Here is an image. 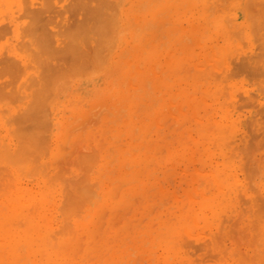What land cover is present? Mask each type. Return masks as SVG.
I'll return each mask as SVG.
<instances>
[{"label":"rangeland","instance_id":"rangeland-1","mask_svg":"<svg viewBox=\"0 0 264 264\" xmlns=\"http://www.w3.org/2000/svg\"><path fill=\"white\" fill-rule=\"evenodd\" d=\"M57 1L56 0H51V2L49 1V3H52V5H53L51 8L54 10V12L57 10V12H55V14H54L53 10L50 7L49 8L51 10L49 8H46V9H49L48 12L43 11L44 10L43 4L45 2H43L42 0H27L25 2L26 4L23 2L24 5H23L21 0H0V25L3 26V27H1L2 29L6 25L5 30H2L0 28L1 29L0 30V33H1L0 37H2V35L4 34L3 37L0 39V59L3 60L1 62V64L2 65L4 64L2 67L0 66V74H2V77H0V86L2 87L4 85V83L5 84L9 83L8 86H6L7 84L4 85V87H3L4 89H2V90H4V92H6L8 94H10L9 93L10 91H11V93L13 91V94L14 93L17 94V96H15V94L14 95L12 94V97L10 94L7 97L8 94L5 93L6 94V96H4L5 98H3V97L0 98V101H1L0 102V105H1L0 106V143L2 142L1 144H3L4 137H6L4 140V145L7 144L9 147V148L7 146L4 147V148L7 147V149H9L8 150L9 152L7 151V149L5 150L3 147H2L3 149H1V147H0L1 152H3L2 150L5 151V153H3V154H1V152H0V156H1L0 160H2V161H0V167H1L0 173L5 175V176L0 175L1 176L0 185L4 187L3 188L0 186V190L2 188H3L2 189L3 191L9 189V191H6V192L4 191L6 193V195H4V192H3V194L1 193L2 190L0 191V193H1V195H0V201L1 202L0 203L5 204V206L8 208V206H9L8 205V200H9L8 198L11 197V191H12V193L14 191H16V192H14L15 193L14 195H15V197L17 196V198L19 200L22 197H23L22 198L23 200L24 199H30L29 201L27 200L25 202L21 201L22 200L21 199L18 202L19 204L21 202V205H20L21 207H19V205H18L17 209L21 210L23 213L20 211V214H19V211L16 210L15 213H17V215H21V213H22V215L23 214L27 215L28 210H29V209L27 210V208L30 207V206L29 207L27 206V203L31 204L33 199H35L33 202L37 203L38 207L36 206L37 208H35L33 210L37 209L36 211L38 212V214L42 213L41 215H39V216H41L40 218H43L45 215V217L41 220L44 221L45 225H48L47 228L50 231H52L55 228V230L58 229L56 231V233L63 232V231H59V229L61 228L60 230L64 229V232H65V228L67 229L66 231H70L68 229H70L71 227L76 228V230H78V231H81V228L83 230H87V229H89L91 231L94 230L93 231L94 232L93 234H95L94 237L97 236L98 234H99V236H97L94 239L95 245H94V251L93 252L95 254L92 252V256H93V254H94V256H93V258L89 259L90 261L88 260L87 264H91V263L93 264L94 263L93 260H95V263L98 264L97 263L98 259H99L98 260L99 264H106V263L107 264H126V263L127 264H147V263L148 264H156V263L157 264H162V263L165 264L166 260H167L168 264H181L180 258H182L186 264H195V263L201 264V262L203 264H236V263H238V261H236L237 260L236 257L240 258L239 256H241L240 259L243 258L242 260L239 261V263L241 262V264H246L247 261H249L250 264H260V263L264 264V259L261 257V256L264 257V233H263L264 232V221L262 222V220L260 219L261 220V222H260V221L255 219L256 221L252 225L253 228L256 227L255 229H253L252 226L250 225L252 222L249 223L250 222L249 219H251L253 217V214H252V217L250 215L253 212L254 208L257 210L256 212H259V214L257 213L256 216L260 217L263 215L262 217H260L262 219L264 217V214H263L264 208L261 207L264 205L263 204V202H264V190H263L264 189V129L262 130L260 128V126L264 128V124H263L264 123L263 122L264 121V119H263L264 118V114H263L264 111L262 113H260L261 112L260 110L262 108L264 110V104H263L264 103V99H263L264 98V95H263L264 94V89H263L264 86H263V88H261V86L260 87L257 86V85H264V78H263L264 77V70L261 67V65L262 66L264 65V63L262 61V59H264V54H263V51L260 47V46H262L261 44L264 42V38L263 37L261 38L258 36L259 39L261 38L259 40L256 37V35H254V34H257V32L252 33V31H251L252 28H251V24H250L249 20H251V18H252V21H253L254 18H253V13L252 12L250 13L249 11L253 10V6L250 8L249 5H246L243 0H108L109 2H107V0H105V2H103V0H94V1L93 0H90V1L89 0H75V1L74 0H70V1L69 0H62V1L59 0V2H57ZM98 1H99V3H98ZM116 2H117V4L118 3L119 4L117 5ZM56 3H58V4H56ZM86 3L88 5H86ZM105 3H107L108 5L107 4L105 5ZM227 3H229V4H227ZM73 4H75L76 7H75V5L73 6ZM109 4L111 6H109ZM26 5L28 6V11L31 10L32 7L34 8L31 10V12H33V10H34L35 14L34 13L32 14L29 11L32 14V16H31L32 18L36 17L38 19V17H37L38 14L43 11L42 13L48 18L47 20L50 21V23L48 24V21L46 20L47 24L45 22L40 24L42 21H45L44 18L46 19V17L43 16L42 13L40 15L41 17L39 16V20L36 19L37 22L36 21L33 22L34 21L33 19H32V21L29 20L28 15H31V14L27 13L26 12L27 10L24 11V9H23V7H27ZM46 5H48V4H46ZM244 5H246V6H244ZM54 6L56 8H53ZM65 6L68 9H65ZM69 6H72V7L69 8ZM82 6H84V7H82ZM102 6H104V7H102ZM106 6L107 7L109 6V7L106 9ZM207 6L210 8L209 11L207 9ZM74 7H75V9H74ZM111 7L113 8V10L115 9L114 12H113V10H110V9H112ZM238 7L240 8V10L238 9ZM37 8H38V10H40L42 8V10H40V11L36 10L35 11V9H37ZM249 8H250V10H249ZM25 9H27V8H25ZM229 9H231V10H229ZM245 10L246 11L249 10V11L246 12ZM68 11L69 12L71 11V12L69 13ZM110 11L115 13V15L114 16L109 15ZM61 12L62 13L64 12V13L62 14ZM102 12H104V13H102ZM47 13H48V15H47ZM57 13H60V14H57ZM248 13H249V15L251 14L252 17L247 15L250 17L247 20L246 19L247 17L245 18V14H248ZM20 14L23 17L19 18L18 16ZM72 14H74V15L72 16ZM101 14H103V15H101ZM33 15H34V17H33ZM51 15L52 16L55 15L56 17H54V16L51 17ZM66 15H67V17H66ZM105 15H106V17H105ZM42 16L44 17L43 19H42ZM132 16H133V20L131 19ZM59 17H60V20H59ZM109 17H111L113 20L111 19V21H109V19H110ZM63 18H65V19H63ZM104 18L105 19L109 18V19L105 20ZM41 19H42V21H41ZM90 20L92 21L91 23L89 22ZM51 21H53L54 23ZM102 21H104V23L108 22L107 25H105L106 23L105 24L101 23ZM112 21H115V23H116V27H114L115 25L112 27V29L113 28L115 29V30L114 29L112 30V31H114L113 33H115V36H114V38L111 37L112 38L111 40L114 41V43L112 42L111 46L106 47L105 45H103L105 43L103 40H104V38H106L105 35L106 36L108 35V37H107L108 41H106V40L105 41L109 42V39H110L109 36L113 34L111 32V30L108 31V29H110L111 26L113 24H115V23H113L111 25ZM134 21H136V22H134ZM247 21L249 23H247ZM60 22L63 24H61ZM80 22H82V23H80ZM147 22L149 23V25ZM37 23L40 25H43V26L46 25V27H45L46 29L42 26H41L42 28H38V27H40V25L37 26ZM55 23H56V25H55ZM77 23H78V25H77ZM243 23H245V24H243ZM253 24H257L256 21ZM249 25H250V27H249ZM26 26L28 29L26 28ZM58 26L59 27L61 26V27L59 29H57ZM89 26L93 30L92 29L90 30ZM75 27H77V28H75ZM248 27L251 28V30H250L251 32L249 31ZM31 29L34 30L35 34H33V31ZM39 29H41V30H39ZM42 29L45 31V33L47 32L46 36H45V34H42L43 36L46 37V38L44 37L45 41L43 40L45 42V45H41L44 43L42 42V40H39V38H38V40H39L38 43L41 45V47L42 46L44 47L46 45H47L46 46L47 48L50 46L54 47L59 52H54V49L52 50L51 47H50L51 49L48 48L49 50H51L50 52H49V50H47L46 47L44 48V50L46 49L44 51V53L40 52V48L36 42V36L39 35L38 33H43ZM47 29L52 33L54 32V34L52 35L50 32L47 31ZM71 29H72V31L70 32ZM82 29H83V31H82ZM36 30L38 31V33L36 32ZM59 30H60V33H59ZM106 30L109 33L106 34V32H105ZM204 30H206V31H204ZM257 30H255V31H257ZM66 31H68V32H66ZM88 31H89V34H88ZM91 32L92 33L95 32L96 35H98V36H96L95 34H92ZM36 33H37V35H36ZM48 33L50 35H48ZM56 33H58V34H56ZM66 33H69V34L67 35ZM73 33H75V34H73ZM101 33H102V35H104V37L101 36ZM110 33H112V34H110ZM61 34H63V37ZM42 35L40 37H42ZM51 35H52V37H49ZM237 35H238L239 40L237 39ZM67 36H70V37L67 38ZM252 36L254 37V39ZM86 37H87V39L84 40V42H86V43H84L83 39H85ZM102 37H103V40H102L103 42L97 41L99 38L101 40ZM50 38L53 41H51ZM255 38H257L258 40ZM46 39L47 40L49 39L50 41L49 40L47 41ZM94 39H95V41H94ZM61 40H62L63 44L66 42L67 43L69 42L68 43L69 45L66 43L63 46V44H61V42H60ZM71 40H72V42H71ZM237 40H238V42H237ZM255 40L257 42H255ZM25 42H27L28 44ZM47 42L50 43L49 44L50 46H48ZM73 42H74V44H73ZM87 42L90 45H87ZM98 42H99V44H98ZM58 43H59V47L57 45ZM77 43H78V46L80 48L82 47L81 49H83V50H80V48H77L78 47ZM93 43H94V45H95V43H97V45L99 46L100 49H102V45L105 46L106 51L104 49H102L101 51H104V52H97V50H100V49L98 48L97 45H95V46L98 49L96 47H93L94 46ZM256 43H258V44H256ZM71 44H72V47H71ZM240 44L241 45L246 44V47L243 45L241 46ZM26 45H28V46H26ZM73 45H75V46H73ZM100 45H101V47H100ZM56 46H57V48H56ZM66 46H67V48H66ZM70 47H71V49H70ZM92 47L94 48L93 50H95L94 52H97L98 55L102 56V58L104 57L103 59L100 57L102 60L97 61L95 59L96 56L93 58L95 53L92 51ZM59 48H62V49L58 50ZM75 48L77 50H75ZM108 48H110V49L108 50ZM42 49L43 48H41V51H42ZM86 49H88V50L90 49V50L87 51ZM255 49H258L259 51L255 50ZM176 50H178V52ZM205 50L206 51L208 50V51L206 52ZM73 51H75V52H73ZM83 51L85 52V54L88 52V54H87L88 57H86L87 59L84 58L85 54H83L84 53ZM257 51H258V53H257ZM48 52H49V54H48ZM51 52H53V53H51ZM40 53H42V54H40ZM56 53L58 56L56 55ZM64 53H66V54L64 55ZM92 53H94V54L92 55ZM137 53H139V55H137ZM252 53H254V55ZM54 54L57 57L54 56ZM242 54H243V56H242ZM47 55L51 56V57H47ZM76 55H79V56H76ZM249 55H252L253 57L250 56L252 58L248 59V58H250ZM52 56H54L56 58H54V57L52 58ZM196 56H198V57L196 58ZM260 56H262V57H260ZM4 57L5 58L9 57L8 60H10V57H11V59L13 58L15 60L14 63L16 62V65L13 66L14 68L13 67L8 68L9 66H7L8 69H12V70H9L7 73H9L10 71H11V73L14 72L16 77L12 76L10 73L9 74L13 78L18 77L17 79H13V78L11 79L10 78L11 76L6 73V70H8V69L6 68V70H4L5 66H6L5 63H3ZM36 57H38L40 59L41 63H43V61L45 60L43 63L45 65L43 67L41 66L42 64H40V62L38 60H36V61L39 62V65L41 67L38 65V62H35ZM74 57L78 61L75 60ZM77 57H82V59L84 58L87 61L89 59L88 63L92 61L91 66H90L92 68L89 67L90 63L88 64L87 61L84 62L85 60L83 61L82 59H81V63L83 62L84 64L83 65L79 64L80 58L78 59ZM203 57H205V58H203ZM254 57L255 58L258 57L257 58L258 61L260 58H262L260 61L263 64L258 65L260 63L258 61L257 62L254 61L255 60ZM42 58H44V60ZM49 58H50V60H49ZM96 58L98 59L99 57H96ZM253 58H254V60H253ZM64 59H66V60L64 61ZM69 59L72 61H70ZM8 60L5 59V61H7V62H8ZM68 60L70 63H68ZM94 60L97 61V63L100 62L99 65H101V67H99V65L97 66V63ZM11 61H13V60H11ZM184 61H185V63H184ZM193 61H195V62H193ZM45 62H47L48 64L46 65ZM56 62L58 65L56 64ZM189 62L192 65H190ZM246 62H248V63H246ZM253 62H255L254 65L252 64ZM17 63H18V65H17ZM72 63H77V66H75V64L72 66ZM85 63L88 65L86 68H85V66H86ZM183 63H184V65H183ZM249 63L252 65H248V67H247V64H249ZM8 64L13 65V62H12V64L11 63H8ZM49 64H51L50 65V67L52 66L51 68L48 67ZM65 64H67V65H65ZM69 64H70V66H69ZM64 65H65V67H64ZM78 65L79 66L81 65L82 67L84 65L85 66L82 69V68H80L81 66L79 67ZM130 65H131V67H130ZM38 66L41 69L44 67L46 69L47 68H50V69H47V71H46V69L44 68L43 70L45 72L42 71L41 72L42 75L39 77V75H40L39 72L41 69ZM182 66L184 69L181 70ZM259 66L261 67L262 71H260L261 69ZM77 67L81 71L83 70V72L87 71L88 67L91 70L89 73L87 72V74L86 73L84 74L82 72L83 73V75H82V73L79 74L81 71L79 69L77 70ZM150 67L152 68V70ZM251 67L253 69H255L254 72L252 71ZM17 68H18V70L21 68L20 73H19V71H17ZM93 68H95V70ZM185 68H186V70H185ZM229 68H230V71L228 74L227 72H228ZM13 69H15V70H13ZM51 69H53V70H51ZM60 69L61 70L64 69V70H62V72L60 73ZM135 69L138 73H135ZM240 69H242V70H240ZM257 69H259V70H257ZM73 70H75V71H73ZM76 70L78 71V73H76ZM174 70H175V72H174ZM21 71H23V73ZM48 71H49V73L45 76L44 74L47 73ZM68 71H69V74L71 73L72 77H71V75L66 74ZM70 71H72V72H70ZM189 71H191V72H189ZM256 71H258V72L260 71L259 72L260 74ZM55 72H57V73H55ZM211 72L214 75H212ZM261 72H263L262 73L263 75L261 74ZM58 73H60L61 75ZM126 73H131V74H126ZM172 73H173V75H172ZM200 73L201 74L204 73L203 74L204 76L200 75ZM255 73L258 76H255L254 75ZM50 74L52 77L51 76L48 77ZM57 74H58L59 80L55 81L58 78V77L56 78ZM65 74H66V76H65ZM226 74H228L230 78ZM232 74H234V77L232 76ZM197 75H199V80L197 79L198 78ZM205 75H207L206 78H205ZM62 76L64 77V80L65 79L67 80V83H64V82H63L64 84L60 83L63 80ZM186 76H189V77H186ZM209 76H210V78H209ZM221 76H222V78H221ZM33 77H35V78L33 79ZM38 77H39V80H38ZM214 77H215L216 81H215ZM218 77H219V79H218ZM226 77H228V79H226ZM254 77H255V79L257 77H260L261 81L258 78L257 79L259 80V83L263 82V84H259V83L257 84V82H258L257 79H256L257 82L254 81V83H256V84H254V83L252 84L251 82H252V80H254ZM60 78H62V79L60 80ZM208 78H209V81H208ZM7 79H9V80H7ZM193 79H195L194 80L195 82L193 81ZM222 79L223 80L225 79V80L223 81ZM31 80L35 86H33ZM220 80H222V81L217 82ZM11 81H12V83H11ZM14 81H15V83H14ZM36 81L37 82L40 81L39 82L40 84L38 83V87L36 86L37 85ZM204 81H205V83H204ZM29 82L31 84H30V86H27L29 84ZM55 82L56 83L59 82V83L53 84ZM226 82L228 83V86H227ZM42 83L44 85H42ZM214 83H215V85H214ZM225 83H226V86L228 88L225 87ZM52 84H53V88L50 87ZM59 84L60 85L62 84L66 88H64L62 86H61L62 88L59 87L58 86ZM198 85H199V87H196ZM222 86L224 88H222ZM245 86H247V87H245ZM11 87L13 89H11ZM36 87H37V92H33L34 94L32 95L31 92L36 91V90H34V89H36ZM54 87H56V89H54ZM57 87H59L58 88V89H60L59 91L57 90ZM25 88H27V89H25ZM41 88H43L42 91H41ZM49 88H50V91H48ZM183 88H185V89H183ZM197 88L198 89L200 88V89L198 90ZM247 88H249V89H247ZM222 89H224L223 90L224 95H222L223 94L221 92ZM45 90L47 91V93L45 92ZM51 90H52V93H51ZM56 90L58 91L57 94H56ZM194 90H196V91H194ZM200 90H202L201 93H200ZM38 91H40L39 92L40 94L38 93ZM188 91H189V93H187ZM217 91L219 94L216 93ZM241 91L244 92L245 94L246 93L251 94V92L253 91V93L251 95L252 96L251 98H253V100H251L250 98H247V99H249V101H254V102L250 103L249 101L245 100L246 95L247 96H249V95L246 94L244 97L243 96L244 93L242 94ZM4 92H3V95H4ZM202 92H203V94H202ZM42 93H43V95H42ZM49 93L52 95L50 96ZM215 93L218 95H216ZM0 94H2V93L0 92ZM38 94L40 97L37 96ZM47 94H49V95H47ZM31 95L37 96L39 98V100H37L38 98H36V97H35L36 101H35L34 97H33L34 100H32ZM220 95H222V97ZM253 95H254V97H253ZM188 96H189V98H188ZM10 97L13 100H11V99L8 100ZM17 98L20 101H18ZM50 98H51V100H50ZM198 98H201V99H198ZM46 99H47V101H46ZM235 99H236V101H235ZM14 100H16V101L12 103V101H14ZM30 100L33 101L32 104H30ZM49 100H50V102H49ZM244 100L247 102V104L244 102ZM201 101H203V103H201ZM225 102H226V104H225ZM260 102H262V103H260ZM42 103H43V107H42ZM248 103L252 104V106H249ZM255 103H256V105H255ZM171 104H173V105H171ZM224 104H225V106H224ZM262 104H263V106H262ZM30 105H32V106H30ZM39 105H40V107H39ZM254 105H255V107H254ZM45 106H47V107H45ZM27 108L28 109L30 108L29 110H27V112H30L31 110H33V111H31V113H34V115L29 113L30 115L25 114V117H26V115H28L27 118H29V116H30L29 120L31 118L32 119L35 118V119H38V121H39V118H41V119L44 118V119H42V123L38 122L35 119L31 120V122L32 121L34 123L37 122V125L32 123L33 125H36V127H35V126L29 124L30 121L27 120V118L25 119V117H23L24 119L22 121H24L25 123L21 121V123H23V124L20 123L21 125L15 126V124H14L15 120L13 122V118L15 117L14 115H16L18 113L17 115H19V117H20V114H22V111L25 112V110ZM36 111L39 113V115L40 114L41 115L39 116L37 114L38 115L37 116L35 114ZM44 112H45V114H44ZM46 113L48 115H46ZM257 114L258 115L260 114L259 115L260 118H259V116H257ZM44 115H46V116H44ZM191 115H193V116H191ZM254 115H256L257 118L254 117ZM261 115H263V118ZM223 117H225V118H223ZM251 117H252V119H251ZM15 118L17 119L18 117H15ZM174 118H175V120H174ZM195 118H196V120H194ZM224 119H228L231 122H233V120H234L233 127L235 129L234 130V132H235L234 140L235 141L233 140L234 143L232 141V143H229L228 146L224 147V150L221 151V149H219L218 145L216 146L215 143L213 144V141H212L213 135L208 137V133L212 134L213 128L215 129V127L212 126L214 123H210V122L217 123V122H220ZM261 119H263V120H261ZM18 120H21V119L18 118L16 120L17 123L19 124ZM26 120H27V123H26ZM252 120H253V122L251 123L250 121H252ZM255 120H257V122L260 123V125L256 124ZM44 121H46L44 124L47 123L46 126L49 125L46 127L48 130H46V128L44 127L45 126L43 124ZM249 122H250V124H249ZM28 124L33 127V130L34 129L36 130V131H31V132H34L36 135L34 133H32V136H31L32 139H30L28 141H31V144L33 146H36L38 149L36 147L33 149L32 148L33 146L30 147L31 144H29V142L26 141L28 143V145H27L28 148L26 146H25L26 148L23 147L24 148V150H23L24 153H23V152H21L22 150L19 151V149H17L16 145H18L17 142H19V145L21 143H22V145H24L22 141L30 138V136L28 135V134L31 135V133L29 132L30 129L29 130L26 129V128H31ZM41 124L43 125V127ZM206 125H207V127H206ZM253 125H255V127ZM20 126H22V127L18 130L17 128H19ZM208 126H209V128H210V126H212L211 127L212 129L211 128H210L211 130L208 129ZM256 127H257V129L258 128L259 129L257 130ZM24 128H25V130H24ZM15 129H17L19 132L21 131V135L24 134L23 136H25V139L23 137L22 141H21V138L18 139L19 137H17V139L15 140L14 137L16 135L19 136V134H20ZM107 129H109V130H107ZM140 129H141V131H139ZM196 129H199V130H196ZM200 129H202V130H200ZM203 129H204V131H203ZM205 129L206 130L208 129V130L206 131ZM251 129H252V131H250ZM22 130H23V132H22ZM26 130H28L27 131L28 134L27 133L26 134L29 137L26 136V134L24 133V132H26ZM31 130H32V128H31ZM39 130H41V131H39ZM255 130L258 133H260L261 131L262 132H261V134H258ZM45 131H48V132H45ZM15 132L17 134H15ZM194 132H195V135H194ZM252 133L254 135L257 134V136L255 137ZM37 134H39V135H37ZM41 134L44 137H41L42 136ZM34 135H35V137H33ZM203 135L207 136L205 138L206 140L204 138H202V137H204ZM262 135H263V137H262ZM36 136L38 139H36ZM180 136H182V137H180ZM196 136H198V137H196ZM200 136H201V138H200ZM171 137H173V138H171ZM195 137H196V139H195ZM256 138H257V140H256ZM258 138L263 139V140H261L262 142L260 141V139L258 140ZM34 139H35V141H33ZM247 139L250 141V143ZM17 140H19V141H17ZM38 140H39V142H38ZM192 140H194V141H192ZM20 141H21V143H20ZM208 141H209V143H208ZM258 141H260V142H258ZM26 142H25V144H26ZM170 142L172 143L171 147H170ZM255 142H257L256 145H258V147L255 146ZM42 143L43 144L46 143L48 145V147L46 145L43 147ZM252 143L255 147L249 145V144L252 145ZM233 144L235 145L236 148L234 147ZM259 144H261V145H259ZM19 145H18V148L21 147V145L20 146ZM61 145L64 146V148H65L64 151L62 149H60ZM65 145H66L67 149H66ZM125 145H126V147H125ZM262 145H263V147H262ZM41 146H42V148H41ZM173 146H175V147H173ZM182 146H183V148H182ZM240 146H241V148H244V149L248 148V149H246L248 152L244 149L239 150V149H241ZM45 147L47 148L46 152L41 153L40 150L43 149V151H45L44 150ZM90 147H92V149L95 150V152ZM179 147L181 150L179 149ZM233 147L235 149H233ZM259 147H261V148H259ZM61 148H62V146H61ZM125 148H127L126 150L130 151L131 154L129 152L125 151ZM14 149H16V151H14ZM20 149H22V148H20ZM73 149H74V151H73ZM17 150H18V152L22 153L20 155L18 153V156H21L23 161H25V163L22 164V169L26 170V171L28 170L27 172L23 171L20 167L18 170L17 163L20 164V161H18V162L15 161L16 163L14 162L15 163L14 164L12 162L13 160H11L14 152H15L14 156L16 155ZM168 150L170 153L168 152ZM229 150H231L232 153ZM6 151L9 154L11 152V158H9V159L12 162V164H14V166L11 164L12 167L10 166V163H9L10 161H7L8 162L7 163V162H5L6 158L4 159V157H3V159H2V155H4V154L6 155ZM37 151H38V153H37ZM59 151H61V152H59ZM66 151L69 153V154L67 153L68 156L70 155L69 157H67V154H65ZM70 151H72V152H70ZM77 151H79V152L77 153ZM121 151H122V154H121ZM158 151H160V152H158ZM214 151H216V152H214ZM224 151H226V152H224ZM245 151H246V153H245ZM29 152H31L32 157L34 154L36 155V156L34 155L35 157H33V158H34V160H37V162L33 161V163L35 162V165L40 163L39 164L40 167H38L39 169H36L37 167L34 169L31 168L34 165L32 163H30V161L33 160V158L30 157ZM118 152H120V154ZM123 152H126V154H127L125 157H124L125 153H123ZM175 152H179V153H176V155H174ZM229 152L231 154H229ZM239 152H241V153H239ZM128 153L130 154V156ZM242 153H243V156L245 154L249 153L247 155L248 158L246 157V160H245V156L244 157L242 156ZM23 154L25 156L27 154H29L30 161H28L29 160L27 157L28 155L26 156L27 157L26 158L23 156ZM61 154H65L66 157H64V155H62V157H59V156H61ZM37 155H40V156H37ZM77 155L80 156V158H78ZM230 155H232V156L230 157ZM241 156L244 159L241 158ZM21 157H19V158L14 157L13 159L16 160L18 158V160H20ZM37 157H38V159H37ZM120 157H121V160H120ZM24 158H26V159L24 160ZM59 158L63 159L62 163H61V160L60 161L58 160L55 162V164L58 165L57 164V162H58L59 164L62 165L63 169L68 168L67 170L64 169L62 171L61 170L62 168L61 169L58 168V170H57L58 166L55 167V164L50 163V162H53V160H57ZM7 159H8V157H7ZM66 159L67 160L69 159L68 165H66V163H65V161H67ZM142 159H145L146 161L145 160L142 161ZM230 160L232 163L229 162ZM26 161L28 163H26ZM68 161H67V163H68ZM3 162H5V163L3 164ZM73 162L75 164H73ZM147 162H148V164H147ZM245 162H246V167H244ZM21 163H23V162L21 161ZM42 164H43V166H41ZM132 164H133V166L134 165L135 166L132 167ZM24 165H26V166L24 167ZM75 165H77V166H75ZM79 166L83 170H80ZM207 166L209 167L210 170L208 169ZM42 167H44V168L42 169ZM59 167H60V165H59ZM243 167H244V169L246 168V171H244ZM223 168H226V173L228 175H231V176H229V178L231 180L228 178V183H229L228 186H227L226 181H224V180L217 181V179L215 178L217 170L223 169ZM251 168L254 170L251 171L250 170ZM35 169H36L37 173L34 172ZM44 169H45V171H43V172L39 171V170H44ZM87 169H89V170H87ZM248 169L251 172L256 171L255 174H253V176H252L250 171H248ZM3 170H5V171H3ZM8 170H9V172H11L10 174L12 175L10 177L12 179L14 178V180L12 181L9 178L7 179V183L10 185V186L8 185L10 188L6 189V187H8V186L5 187V185H7V183L6 182L4 183V180L2 181V178L5 179V177L7 175L9 176V174H8L9 172L8 173L6 172ZM30 170H31V173L34 172V174L35 173L36 174L35 175L31 174ZM59 170H60V172H59ZM130 170H131V172H130ZM20 171H22V172H20ZM64 171H67V172H64ZM82 171H83L84 175L82 174ZM124 171H126V172H124ZM232 172L235 174H233ZM125 173H126V175H125ZM200 173H203V174H200ZM60 175H61V177H60ZM250 175L252 176V178H250L251 177ZM245 176L250 180L245 178ZM191 178H193L195 181ZM116 179H117V181L120 180V182L115 181ZM199 179H203L204 181L202 180V182H201V180H199ZM206 179H207V181H206ZM50 180H51V182H50ZM237 181H239V183ZM11 182H12V185L10 184ZM200 182L202 185L200 184L199 186H197L198 183H200ZM203 182H204V184H203ZM207 182H210L209 186L207 185L208 184ZM1 183L5 184V185H3ZM110 183H111V185H110ZM122 183H123V185H122ZM205 183H207V184H205ZM247 183H248V185L251 186L252 190H251L250 186L247 185ZM51 184H53V185H51ZM71 184H73V185H71ZM76 184H78L79 186ZM93 184H95V185H93ZM119 184H121V185H119ZM204 185H206L207 187L205 186V188H204ZM119 186H120V188H118ZM216 186H217V188H216ZM236 186H238V187H236ZM107 187H108V189H107ZM229 187H230V189H229ZM17 188H19L18 191H17ZM63 188L65 191L63 190ZM213 188H214V190H213ZM81 189H82V192L84 193V196H86L87 199H86V197L83 199V197H84V196H82L83 193L79 194L81 192L80 191ZM89 189H90V191H89ZM113 189L114 190L118 189V190H116V194L113 192L114 191ZM87 190H88V192H87ZM198 190L201 194L198 192ZM238 190H239V192H238ZM145 191H147V192H145ZM212 191H213V194H211ZM218 191H222V192L228 191L229 192V193L227 192V194H224V196H223L224 199L226 200V203H225V205L220 206L219 208H212L211 206L214 204H212V205L209 204V203H211V201L209 199L210 194L213 196ZM255 191H257L259 194V195L256 194V196H255V197H257L256 202L251 200L253 193H255ZM143 192H145V193H143ZM19 193H21V194H19ZM109 193H111L112 197L113 196H115V197L111 198ZM135 194H137V195H135ZM237 194L242 195L245 199L247 198V200L250 199L251 201L245 202L244 199L241 198V196H238L241 198V200H239L240 198L237 197ZM47 195H48L49 199H48ZM77 195H79V197ZM74 196H77L75 198H77L79 200L82 196V198H81L82 201H78L77 199L75 200ZM90 196H93V197L90 198ZM104 196H105V198H103ZM208 199H209V201H207ZM214 200H216V203L219 202L218 199L214 198ZM71 201H73V202H71ZM76 201L78 203L75 206L74 203H76ZM241 201L245 202V204L248 203L249 205L246 206V205H244V203H241ZM257 201L258 202L260 201L259 202L260 204L257 203ZM214 202L215 201H213V203ZM39 203L40 204L42 203L41 206H43L42 207L43 209H41V207L39 206ZM70 203H71V205H70ZM79 203H81L82 208L80 205L78 207ZM252 203H256V204H252ZM51 204H52V206H51ZM106 204H107V206H106ZM108 204L110 205L109 207H108ZM72 205H74L73 206L74 210H77L76 211L77 215L75 213L73 214V212H75V211H73V209L71 208ZM2 206L3 207L0 206L2 208V209H0V213L4 214V212H3L4 205H2ZM67 206H68L69 210L66 208ZM88 206L90 208H88ZM188 206H189V208H188ZM206 206L208 207V209ZM240 206H241V208H240ZM248 206H251V207H248ZM6 207H5V211H6ZM25 207H26V209H25ZM102 207H103V209H101ZM61 208L64 210H61ZM70 208H71V211H70ZM247 208H248V210H247ZM24 209H25V211L27 210L26 213H24L25 212ZM47 209H48V211H47ZM49 209L51 211H49ZM105 209L108 210L109 212L106 211ZM249 209H252L251 213H250ZM260 209H262V212ZM66 210H67V212H66ZM60 211H61V213H60ZM187 211L189 212V214ZM32 212H34V211H32ZM35 212H34V214L36 215L37 213H35ZM70 212H71V216L68 215V214H70ZM52 213H54V214H52ZM105 213H106V215L104 216ZM190 213L193 216H188V215H191ZM61 214H63V217ZM64 214H66V216ZM72 214H73V216H72ZM221 214H223L224 216L222 217ZM35 215H32V216L34 217V219H37V218H35ZM111 215H112V217H111ZM185 215H187V216H185ZM254 216H255V214H254ZM36 217H38V216H36ZM64 217H68L69 219L64 218ZM178 217L179 218L180 217H182V218L186 217V221H189L192 218H195L192 220H195L196 224L195 225L192 224L191 223L192 221H189V223L187 222L188 226L187 227L183 226V228L185 230H181V229H183L181 226V229H180L181 232L179 230L180 227L179 228L177 227L178 228L177 232L180 233V236H178V238H179L178 240L180 242V243H178V245H179L178 249H175L174 247L169 248L166 246V241L169 239L165 237V234H166L165 233V231H166L165 226H172V227L174 225L179 226L178 224L175 223L176 220H174L175 218L179 219ZM190 217H191V219H189ZM230 217H232V218H230ZM223 218L225 220H227L229 218L227 220L229 222L225 221ZM234 218H237V219H234ZM253 218H256V217H253ZM66 219H68L69 221ZM204 219L205 220L208 219L207 221H209V222L208 223H206L207 221L204 222L205 221ZM233 219L235 220V222ZM257 219H258V217H257ZM62 220L64 221V223H62ZM134 221H135V223H134ZM221 221H222V224H220ZM223 221H225V222H223ZM67 222L69 224L68 225L69 227H65V225H67L65 223H67ZM177 222L179 223V220H177ZM246 222H247V224H246ZM256 222H259V223L256 224ZM162 223H165V224L162 225ZM231 223H233L234 225L232 226ZM227 224L230 225L232 228L228 230L229 227ZM98 226L100 227L101 230L99 229ZM159 226L161 228H159ZM193 226H194V228L191 229V227H193ZM245 226H246V228H245ZM77 228H79V229H77ZM195 228L197 230V232H196L197 234L195 233V231H196ZM226 230H227L228 236L230 234L231 237L226 236ZM230 230H231V232L233 231V233H231ZM240 230H241V232H239V234L236 235V233H238L237 231H240ZM256 230H257L258 234L255 233ZM189 231H191V232H189ZM147 232H149V233H147ZM200 232L201 233L203 232L204 234H201ZM217 232L219 233V235H218L219 240L215 241L217 239L216 238L217 234H215L216 236L214 235L216 239L213 236H212L213 238H211V234L213 235L214 233H217ZM261 232L263 235L260 234ZM205 234H206V236H205ZM224 234H225V237L223 236ZM231 234L232 235L234 234V235L232 236ZM254 234H256V238L258 240H252L255 237ZM100 235H103V236L100 237ZM235 235L237 238L234 237ZM258 235H260V236H258ZM209 237H210V239H209ZM96 239H97V241H96ZM205 239H207V240H205ZM185 240L188 241V243H185L186 242ZM197 240L199 242L200 241L201 242L199 243V242H197ZM212 240H214L215 242ZM206 241L209 242L210 244L213 243V245H210ZM236 241H237V243H236ZM253 241H257L258 243L257 242L255 243ZM192 242L194 243V245ZM202 242H203V244H202ZM217 242H220L221 244L223 243L224 246H222L221 244H220L221 246L218 245ZM238 242H239V246L241 245L240 247L237 246ZM250 242H253V244ZM103 243H104V245L107 244V246L105 247L103 245ZM242 243L246 244V245H243ZM184 244H185V247L188 249H186L184 247ZM186 244H187V246H186ZM247 244H249V245L247 246ZM257 244H258V246H257ZM203 246L204 247L208 246V248L211 246L210 249H212V250L204 248L205 251H203V249H202ZM216 246H220V247H216ZM97 247H99L100 249L98 248V250H97ZM198 247H199L201 252L203 251V253H201L197 249ZM215 247L218 249L216 250ZM108 248H109V250L108 251L106 250V252H105L106 254L103 255L105 249H108ZM219 248L223 249L222 251H224V252H222ZM206 249L208 251L209 256L206 252ZM234 249H236V250H234ZM110 250H112V251H110ZM141 251H142V253H141ZM194 251H195V254L193 253ZM205 252H206V254H205ZM213 252H215V254ZM219 252H220V254H219ZM233 252H235L236 254ZM260 252H263L262 255L259 254ZM210 253L212 254V256ZM257 253L259 256L256 255ZM213 254L214 255L217 254L218 257L214 256ZM159 255H160V257H159ZM219 255H221V257ZM253 255L256 257V258L253 257L255 259L251 258ZM89 256H88V258H89ZM97 256L99 258H97ZM109 256H112V258H110ZM257 256H258V259H257ZM107 257H109V258H107ZM196 257L198 258V260ZM200 258H202V259H200ZM223 258L225 261L222 260ZM249 258H250V260H247ZM259 258H260V260H259ZM158 259H159V261H157ZM112 260H114V261H112ZM111 261H112V263H108ZM223 261H224V263H222ZM260 261H262V262H260Z\"/></svg>","mask_w":264,"mask_h":264},{"label":"bare ground","instance_id":"bare-ground-1","mask_svg":"<svg viewBox=\"0 0 264 264\" xmlns=\"http://www.w3.org/2000/svg\"><path fill=\"white\" fill-rule=\"evenodd\" d=\"M21 1H22V3H23V2L25 3L27 0H21ZM42 1L45 2V3L43 4V6H44V10H43V11H45V12L47 11V12H48V10L53 6L52 3H49V1L51 2V0H46V1H45V0H42ZM56 1H57V0H56ZM61 1H62V0H61ZM69 1H70V0H69ZM69 1H68V2H69ZM74 1H75V0H74ZM89 1H90V0H89ZM89 1H88V2H89ZM93 1H94V0H93ZM243 1H244V3H245L246 5H249L250 8L253 6V10H252V11H249L250 8H249V10H247V11L245 10L246 12H248V11H249L250 13L252 12V13H253V18H254L253 21H252V18H251V20H249V21H250V24H251V28H252V30H251V28H249V27H250V25H249V27H248V28H249V31L251 30L252 33L257 32V34H254V35H256L257 38H258V36L261 37V38H262V37L264 38V0H243ZM57 2H59V0H58ZM103 2H105V0H103ZM107 2H109V1L107 0ZM117 2H118V1H117ZM117 2H116V4H117ZM24 3H23V5H24ZM28 3H29V2H28ZM34 3H35V2H34ZM74 3H75V2H74ZM81 3H82V2H81ZM98 3H99V1H98ZM224 3H225V2H224ZM25 4H26V3H25ZM46 4H48V5H46ZM56 4H58V3H56ZM70 4H71V3H70ZM84 4H85V3H84ZM89 4H90V3H89ZM102 4H103V3H102ZM106 4H107V3H105V5H106ZM118 4H119V3H118ZM118 4H117V5H118ZM227 4H229V3H227ZM50 5H51V6H50ZM74 5H75V4H73V6H74ZM86 5H88V4L86 3ZM107 5H108V4H107ZM235 5H236V4H235ZM235 5H234V6H235ZM246 5H244V6H246ZM26 6H27V5H26ZM47 6H48V7H47ZM66 6H67V5H66ZM66 6H65V9H68ZM93 6H94V5H93ZM109 6H111V5L109 4ZM109 6H108V7H109ZM49 7H50V8H49ZM70 7H72V6H69V8H70ZM75 7H76V5H75ZM75 7H74V9H75ZM82 7H84V6H82ZM82 7H81V8H82ZM86 7H87V6H86ZM102 7H104V6H102ZM102 7H101V8H102ZM108 7L106 6V9H107ZM25 8H27V9H25ZM38 8H39V7H38ZM38 8L35 9V11L38 10ZM46 8H49V9H46ZM53 8H56V7L54 6ZM111 8H112V7H111ZM23 9H24V11L27 10L26 12L29 13V14H31V13L33 14V13H34V10H33V12H31V10L34 9L33 7H32L31 10H29L31 13L28 11V6H27V7H23ZM51 9H52V8H51ZM51 9H50V10H51ZM72 9H73V8H72ZM72 9H71V10H72ZM88 9H89V8H88ZM91 9H92V8H91ZM99 9H100V8H99ZM109 9H110V8H109ZM207 9H208V11H209L210 8L207 6ZM207 9H206V10H207ZM232 9H233V8H232ZM238 9L240 10L239 7H238ZM40 10H42V8H41ZM40 10H38V11H40ZM52 10H53V9H52ZM83 10H84V9H83ZM110 10H113V8L110 9ZM229 10H231V9H229ZM38 11H37V12H38ZM43 11H42V12H43ZM64 11H65V10H64ZM77 11H78V10H77ZM114 11H115V9L113 10V12H114ZM37 12H36V13H37ZM42 12H41V13H42ZM50 12H51V11H50ZM50 12H49V13H50ZM53 12H54V10H53ZM55 12H57V10H56ZM55 12H54V14H55ZM68 12H69V11H68ZM70 12H71V11H70ZM70 12H69V13H70ZM100 12H101V11H100ZM113 12L110 11L111 14L109 13V15H113V16H114L115 13H113ZM197 12H198V11H197ZM14 13H15V12H14ZM38 13H39V12H38ZM38 13H37V14H38ZM41 13L38 14V16H37L38 19H37L36 17H34V15H33V17H34L35 19L32 18V17H31L32 14H31V15H28V18H29V20H31V21H32V19H33V20H34L33 22H35L36 19L39 20V16L41 15ZM61 13H62V12H61ZM63 13H64V12H63ZM63 13H62V14H63ZM102 13H104V12H102ZM241 13H242V12H241ZM34 14H35V13H34ZM42 14H43V13H42ZM57 14H60V13H57ZM23 15H24V14H23ZM47 15H48V13H47ZM68 15H69V14H68ZM73 15H74V14H72V16H73ZM82 15H83V14H82ZM99 15H100V14H99ZM101 15H103V14H101ZM109 15H108V16H109ZM208 15H209V14H208ZM247 15H249V13H248V14H245V18L247 17V18H246L247 20H248L250 17H252L251 14L249 15L250 17L247 16ZM35 16H36V15H35ZM43 16H45V15L43 14ZM43 16H42V19L44 18ZM53 16L56 17L55 15H53ZM53 16L51 15V17H53ZM59 16H60V15H59ZM70 16H71V15H70ZM95 16H96V15H95ZM18 17L20 18V17H23V16H21V14H20ZM40 17H41V16H40ZM45 17H46V16H45ZM66 17H67V15H66ZM105 17H106V15H105ZM30 18H31V19H30ZM61 18H62V17H61ZM88 18H89V17H88ZM97 18H98V17H97ZM109 18H110V19H109ZM109 18H106V19H109V21H111L112 18H111V17H109ZM157 18H158V17H157ZM224 18H225V17H224ZM4 19H5V18H4ZM42 19H41V21H42ZM47 19H48L47 17H46V19L44 18L45 21H42L40 24H42L43 22H45V23L47 24V22H46ZM63 19H65V18H63ZM69 19H70V18H69ZM82 19H83V18H82ZM104 19H105V18H104ZM106 19H105V20H106ZM129 19H130V18H129ZM131 19L133 20V16H132ZM134 19H135V18H134ZM50 20H51V19H50ZM52 20H53V19H52ZM59 20H60V17H59ZM66 20H67V19H66ZM100 20H101V19H100ZM112 20H113V19H112ZM225 20H226V19H225ZM228 20H229V19H228ZM47 21H48V20H47ZM62 21H63V20H62ZM86 21H87V20H86ZM229 21H230V20H229ZM255 21H256L257 24H253V23H255ZM36 22H37V21H36ZM51 22H53V21H51ZM75 22H76V21H75ZM83 22H84V21H83ZM89 22L91 23L92 21L90 20ZM89 22H88V23H89ZM98 22H99V21H98ZM134 22H136V21H134ZM236 22H237V21H236ZM252 22H253V23H252ZM49 23H50V21H48V24H49ZM53 23H54V22H53ZM57 23H58V22H57ZM60 23H61V22H60ZM66 23H67V22H66ZM66 23H65V24H66ZM80 23H82V22H80ZM88 23H87V24H88ZM96 23H97V22H96ZM101 23H104V21H102ZM105 23H106V22H105ZM105 23H104V24H105ZM107 23H108V22H107ZM107 23H106L105 25H107ZM109 23H110V22H109ZM113 23H115V21H112L111 25H112ZM131 23H132V22H131ZM147 23H148V22H147ZM224 23H225V22H224ZM247 23H249V22L247 21ZM32 24H33V23H32ZM40 24L37 23V26H39ZM51 24H52V23H51ZM61 24H63V23H61ZM94 24H95V23H94ZM97 24H98V23H97ZM228 24H229V23H228ZM243 24H245V23H243ZM34 25H35V24H34ZM34 25H33V26H34ZM55 25H56V23H55ZM66 25H67V24H66ZM77 25H78V23H77ZM82 25H83V24H82ZM82 25H81V26H82ZM102 25H103V24H102ZM114 25H115V26H114ZM148 25H149V23H148ZM246 25H247V24H246ZM5 26H6V25H5ZM5 26H4V28L2 29L1 27H3V26L0 25V28H1L2 30H5ZM41 26L44 27V28L46 27V25H44V26H43V25H40V27H38V28H42ZM53 26H54V25H53ZM69 26H70V25H69ZM95 26H96V25H95ZM113 26L116 27V23L113 24V25L111 26V28L109 27L110 29H108V31L111 30V32L113 33V32H114V31H112V30L114 29V28L112 29ZM254 26H255V27H254ZM8 27H9V26H8ZM8 27H7V28H8ZM56 27H57V26H56ZM60 27H61V26H60ZM60 27L58 26L57 29H59ZM63 27H64V26H63ZM73 27H74V26H73ZM83 27H84V26H83ZM96 27H97V26H96ZM137 27H138V26H137ZM145 27H146V26H145ZM235 27H236V26H235ZM9 28H10V27H9ZM9 28H8V29H9ZM26 28H27V26H26ZM44 28H43V29H44ZM68 28H69V27H68ZM75 28H77V27H75ZM89 28H90V26H89ZM89 28H88V29H89ZM150 28H151V27H150ZM1 29H0V30H1ZM27 29H28V28H27ZM43 29H42V32H43V33H38V31L36 30V32H37L39 35H37V33H36L37 36L35 35V36H36V42H37V45L39 46V48H40V52H42V53H44V51L46 50V49L44 50V48L47 46V45H46V46H44V47H43V46L41 47V45H45L44 37L46 36V33H47V32L45 33V31H44ZM45 29H46V28H45ZM64 29H65V28H64ZM69 29H70V28H69ZM73 29H74V28H73ZM80 29H81V28H80ZM88 29H87V30H88ZM91 29H92V28H90V30H91ZM144 29H145V28H144ZM184 29H185V28H184ZM184 29H183V30H184ZM245 29H246V28H245ZM254 29H255V30L258 29V30L255 31ZM6 30H7V29H6ZM29 30H30V29H29ZM31 30H32V29H31ZM39 30H41V29H39ZM74 30H75V29H74ZM77 30H78V29H77ZM92 30H93V29H92ZM114 30H115V29H114ZM241 30H242V29H241ZM241 30H240V31H241ZM32 31H33V34H35V33H34V30H32ZM47 31L50 32L48 29H47ZM57 31H58V30H57ZM57 31H56V32H57ZM64 31H65V30H64ZM71 31H72V29L70 30V32H71ZM82 31H83V29H82ZM82 31H81V32H82ZM201 31H202V30H201ZM204 31H206V30H204ZM247 31H248V30H247ZM251 31H250V32H251ZM259 31H260V32H259ZM8 32H9V31H8ZM40 32H41V31H40ZM66 32H68V31H66ZM74 32H75V31H74ZM105 32H106V34L109 33V32H107V30H106ZM236 32H237V31H236ZM50 33H51L52 35L54 34V32H53V33L50 32ZM59 33H60V30H59ZM82 33H83V32H82ZM82 33H81V34H82ZM85 33H86V32H85ZM91 33H92V32H91ZM98 33H99V32H98ZM103 33H104V32H103ZM112 33H110V34H112ZM225 33H226V32H225ZM259 33H260V34H259ZM0 34H1V33H0ZM42 34H45V36H43ZM56 34H58V33H56ZM63 34H64V33H63ZM63 34H61L62 37H63ZM66 34L68 35L69 33H66ZM73 34H75V33H73ZM83 34H84V33H83ZM86 34H87V33H86ZM86 34H85V35H86ZM88 34H89V31H88ZM92 34H95V35H96L95 32L92 33ZM110 34H109V35H110ZM236 34H237V33H236ZM236 34H235V35H236ZM239 34H240V33H239ZM239 34H238V35H239ZM3 35H4V34H3ZM3 35H2V37H3ZM41 35H42V37H40ZM48 35H50V34L48 33ZM48 35H47V36H48ZM52 35L49 36V37H52ZM79 35H80V34H79ZM135 35H136V34H135ZM238 35H237V39L239 40ZM251 35H252V34H251ZM254 35H253V36H254ZM58 36H59V35H58ZM75 36H76V35H75ZM89 36H90V35H89ZM92 36H93V35H92ZM96 36H98V35H96ZM101 36L104 37V35H102V33H101ZM114 36H115V33H113L112 35L109 36V38H110V39H109V42H110V43H109V42H106V41H108V40H107L108 35H107V36L105 35L106 38H104V40H103V37H102L101 40H100V38H99L97 41H101V42L104 41L105 43H104L103 45H105L106 47H108V46H111V43H112V42L114 43V41L111 40V39H112L111 37L114 38ZM133 36H134V35H133ZM133 36H132V37H133ZM232 36H233V35H232ZM247 36H248V35H247ZM253 36H252V37H253ZM2 37H0V39H1ZM69 37H70V36H67V38H69ZM217 37H218V36H217ZM34 38H35V37H34ZM38 38H39V40H42V42H43L44 44H41V45H40V44L38 43V42H39ZM40 38H41V39H40ZM42 38H43V39H42ZM45 38H46V37H45ZM47 38H48V37H47ZM71 38H72V37H71ZM257 38H255V39H257ZM261 38H260V39H261ZM50 39H51V38H50ZM73 39H74V38H73ZM73 39H72V40H73ZM86 39H87V37H86L85 39H83V42H84V40H86ZM187 39H188V38H187ZM253 39H254V37H253ZM258 39H259V38H258ZM258 39H257V40H258ZM260 39H259V40H260ZM43 40H44V41H43ZM46 40H47V39H46ZM48 40H49V39H48ZM48 40H47V41H48ZM62 40H63V39H62ZM62 40L60 41L61 44H63V43H62ZM67 40H68V39H67ZM72 40H71V42H72ZM81 40H82V39H81ZM88 40H89V39H88ZM88 40H87V41H88ZM102 40H103V41H102ZM105 40H106V41H105ZM110 40H111V41H110ZM114 40H115V39H114ZM193 40H194V39H193ZM193 40H192V41H193ZM195 40H196V39H195ZM238 40H237V42H238ZM262 40H263V39H262ZM262 40H261V41H262ZM49 41H50V40H49ZM51 41H53V40L51 39ZM94 41H95V39H94ZM97 41H96V42H97ZM230 41H231V40H230ZM235 41H236V40H235ZM65 42H66V41H65ZM71 42H70V43H71ZM83 42H82V43H83ZM253 42H254V41H253ZM255 42H257V41L255 40ZM258 42H259V41H258ZM262 42H263V41H262ZM25 43H27V42H25ZM47 43H48V42H47ZM52 43H53V42H52ZM66 43H67V42H66ZM66 43H64V44H66ZM68 43H69V42H68ZM68 43H67V44H68ZM84 43H86V42H84ZM89 43H90V42H89ZM107 43H108V44H107ZM240 43H241V42H240ZM27 44H28V43H27ZM49 44H50V43H48V46H50ZM64 44H63V46H64ZM73 44H74V42H73ZM98 44H99V42H98ZM101 44H102V43H101ZM237 44H238V43H237ZM243 44H244V43H243ZM243 44H242V45H243ZM256 44H258V43H256ZM256 44H255V45H256ZM55 45H56V44H55ZM57 45H58V47H59V43H58ZM68 45H69V44H68ZM87 45H90V44H88V42H87ZM93 45H94V43H93ZM95 45H97V43H95ZM95 45H94L93 47H96ZM103 45H102V49L105 50V46H103ZM238 45H239V44H238ZM240 45H241V44H240ZM242 45H241V46H242ZM261 45H262L263 47L260 46V45H259V46L261 47V49H262V51H263V54H264V42H263ZM26 46H28V45H26ZM73 46H75V45H73ZM77 46H78V43H77ZM91 46H92V45H91ZM91 46H90V47H91ZM97 46H98V45H97ZM243 46L246 47V44L243 45ZM50 47H51V46H50ZM50 47H48V48H50ZM71 47H72V44H71ZM71 47H70V49H71ZM93 47H92V51L94 52L95 50H93V49H94ZM100 47H101V45H100ZM135 47H136V46H135ZM206 47H207V46H206ZM41 48H43L42 51H41ZM46 48H47V47H46ZM48 48H47V50H49ZM51 48H52V50L54 49V52H59V51H57L54 47H51ZM51 48H50V49H51ZM56 48H57V46H56ZM64 48H65V47H64ZM66 48H67V46H66ZM66 48H65V49H66ZM68 48H69V47H68ZM77 48H80V47L78 46ZM81 48H82V47H81ZM81 48H80V50H83V49H81ZM86 48H87V47H86ZM96 48H97V47H96ZM98 48H99V46H98ZM98 48H97V49H98ZM110 48H111V47H110ZM110 48H108V50H109ZM241 48H242V47H241ZM60 49H62V48H59L58 50H60ZM65 49H64V50H65ZM97 49H96V50H97ZM99 49H100V48H99ZM102 49L97 50V52H104V51H101ZM176 49H177V48H176ZM205 49H206V48H205ZM259 49H260V48H259ZM26 50H27V49H26ZM31 50H32V49H31ZM55 50H56V51H55ZM75 50H77V49L75 48ZM86 50L89 51L90 49H89V50L86 49ZM219 50H220V49H219ZM255 50H258V49H255ZM50 51H51V50H49V52H50ZM105 51H106V50H105ZM176 51L178 52V50H176ZM205 51H206V50H205ZM205 51H204V52H205ZM207 51H208V50H207ZM207 51H206V52H207ZM220 51H221V50H220ZM258 51H259V50H258ZM258 51H257V53H258ZM260 51H261V50H260ZM49 52H48V54H49ZM73 52H75V51H73ZM79 52H80V51H79ZM81 52H82V51H81ZM83 52H84V51H83ZM97 52H94L95 55L93 56V58H94L95 56H96V57H99V58H100V57L102 58V56L98 55ZM111 52H112V51H111ZM240 52H241V51H240ZM38 53H39V52H38ZM42 53H40V54H42ZM51 53H53V52H51ZM51 53H50V54H51ZM94 53H92V55H93ZM244 53H245V52H244ZM248 53H249V52H248ZM45 54H46V53H45ZM65 54H66V53H64V55H65ZM76 54H77V53H76ZM83 54H85V52H84ZM87 54H88V52L84 55V56H85L84 58L88 57ZM96 54H97L98 56H97ZM102 54H103V53H102ZM252 54L254 55V53H252ZM263 54H262V55H263ZM56 55H57V53H56ZM56 55L54 54V56H56ZM125 55H126V54H125ZM137 55H139V53H137ZM246 55H247V54H246ZM34 56H35V55H34ZM54 56H52V58H53ZM57 56H58V55H57ZM57 56H56V57H57ZM60 56H61V55H60ZM68 56H69V55H68ZM72 56H73V55H72ZM76 56H79V55H76ZM90 56H91V55H90ZM105 56H106V55H105ZM242 56H243V54H242ZM244 56H245V55H244ZM250 56H252V55H249V57H250ZM47 57H51V56H48V55H47ZM56 57H54V58H56ZM64 57H65V56H64ZM96 57H95V59H96L97 61H100V60H102V59L104 58V57H103L102 59H101V58H100V59H99V58L97 59ZM197 57H198V56H196V58H197ZM238 57H239V56H238ZM247 57H248V56H247ZM252 57H253V56H252ZM252 57H250V58H248V59H251ZM255 57H256V56H255ZM255 57H254V58H255ZM260 57H262V56H260ZM1 58H2V57H1ZM45 58H46V57H45ZM72 58H73V57H72ZM77 58H78V59L80 58V63H79V64H82V65H83L84 63H83V62L81 63V59H82V57H77ZM84 58H83L82 60H83V61L85 60L84 62H86V61H87V60H86L87 58H86V59H84ZM122 58H123V57H122ZM196 58H195V59H196ZM203 58H205V57H203ZM211 58H212V57H211ZM240 58H241V57H240ZM245 58H246V57H245ZM254 58H253V60H254ZM257 58H258V57H257ZM257 58H255L254 61L257 62V61H258ZM3 59H4V62H3V63H5V65H6L4 70H6L7 66H9L8 68H10V67H13V66L16 65V62L14 63L15 60H14L13 58L11 59V57H10V60H8L9 57H8V58H5V57H4ZM5 59L8 60V62L5 61ZM42 59L44 60V58H42ZM59 59H60V58H59ZM74 59H75V57H74ZM183 59H184V58H183ZM214 59H215V58H214ZM261 59H262V58L259 59L258 62H259L260 64L257 63L258 65H261V64L264 63V59H262L263 63H261V61H260ZM11 60H13V61H11ZM36 60H38V61L40 62V64H42V65H41L42 67L45 65V64H43L45 60L43 61V63H41V61H40V59H39L38 57H36V59H35V62H38V61H36ZM49 60H50V58H49ZM65 60H66V59H64V61H65ZM69 60H70V59H69ZM69 60H68V63H70ZM75 60H77V59H75ZM92 60H93V59H92ZM131 60H132V59H131ZM186 60H187V59H186ZM186 60H185V61H186ZM231 60H232V59H231ZM246 60H247V59H246ZM246 60H245V61H246ZM2 61H3V60L0 59V64H1ZM9 61H10V62H9ZM60 61H61V60H60ZM70 61H72V60H70ZM77 61H78V60H77ZM88 61H89V59H88ZM88 61H87V63H88ZM94 61H95V60H94ZM97 61H95V62L97 63ZM112 61H113V60H112ZM185 61H184V63H185ZM188 61H189V60H188ZM247 61H248V60H247ZM250 61H251V60H250ZM12 62H13V65L8 64V63H11V64H12ZM17 62H18V61H17ZM39 62H38V65H39ZM75 62H76V61H75ZM91 62H92V61H91ZM91 62H89L90 64L88 63V64H89V67L91 66ZM102 62H103V61H102ZM193 62H195V61H193ZM193 62H192V63H193ZM207 62H208V61H207ZM45 63H46V65L48 64L47 62H45ZM49 63H50V62H49ZM64 63H65V62H64ZM77 63H78V62H77ZM77 63H72V66H73L74 64H75V66H77ZM126 63H127V62H126ZM136 63H137V62H136ZM167 63H168V62H167ZM184 63H183V65H184ZM189 63H190V62H189ZM246 63H248V62H246ZM7 64H8V65H7ZM56 64H57V62H56ZM99 64H100V62L97 63V66H98ZM252 64L254 65L255 62H253ZM252 64H250V63L247 64V67H248V65H252ZM3 65H4V64H3ZM3 65L1 64L0 66L2 67ZM17 65H18V63H17ZM50 65H51V64H49L48 67H50ZM57 65H58V64H57ZM65 65H67V64H65ZM65 65H64V67H65ZM85 65H86V66H85ZM85 65H84V66H85V68H86L88 65H87L86 63H85ZM124 65H125V64H124ZM128 65H129V64H128ZM190 65H192V64L190 63ZM229 65H230V64H229ZM245 65H246V64H245ZM27 66H28V65H27ZM39 66H40V65H39ZM39 66H38V67H39ZM41 66H40V67H41ZM69 66H70V64H69ZM78 66H79V65H78ZM80 66H81V65H80ZM80 66H79V67H80ZM84 66H83V67L81 66L80 68L83 69ZM40 67H39V68H40ZM46 67H47V66H46ZM51 67H52V66H51ZM51 67H50V68H51ZM89 67H88L87 71L84 70L85 72H83V70L81 71L78 67H77V70L79 69V70L81 71L79 74H81L82 72H83L84 74H85V73L87 74V72H88V73L90 72V70H91L90 68H92V67H90V68H89ZM99 67H101V65H99ZM130 67H131V65H130ZM151 67H152V66H151ZM151 67H150V68H151ZM230 67H231V66H230ZM237 67H238V66H237ZM242 67H243V66H242ZM259 67H260V66H259ZM261 67H262V69L264 70V65H263V66L261 65ZM261 67H260V69H261ZM8 68H7V69H8ZM13 68H14V67H13ZM21 68H22V67H21ZM21 68H20L19 70H18V68H17V71H19V73H20ZM44 68H45V67H44ZM44 68H42V69L40 68L41 70H40V72H39V74H40L39 77L42 75L41 72L44 71V70H43ZM50 68H47V69H50ZM59 68H60V67H59ZM62 68H63V67H62ZM66 68H67V67H66ZM66 68H65V69H66ZM70 68H71V67H70ZM75 68H76V67H75ZM75 68H74V69H75ZM96 68H97V67H96ZM133 68H134V67H133ZM240 68H241V67H240ZM251 68H252V67H251ZM257 68H258V67H257ZM15 69H16V68H15ZM15 69H13V70H15ZM45 69H46V68H45ZM47 69H46V71H47ZM93 69L95 70V68H93ZM182 69H184L183 66H182L181 70H182ZM205 69H206V68H205ZM238 69H239V68H238ZM248 69H249V68H248ZM262 69H261L260 71H262ZM4 70H3V71H4ZM9 70H12V69H8V70H6V73H7ZM51 70H53V69H51ZM58 70H59V69H58ZM58 70H57V71H58ZM62 70H64V69H62ZM62 70L60 69V73L62 72ZM66 70H67V69H66ZM68 70H69V69H68ZM77 70H76V73H78ZM88 70H89V71H88ZM151 70H152V68H151ZM185 70H186V68H185ZM190 70H191V69H190ZM227 70H228V69H227ZM234 70H235V69H234ZM240 70H242V69H240ZM244 70H245V69H244ZM257 70H259V69H257ZM73 71H75V70H73ZM138 71H139V70H138ZM169 71H170V70H169ZM191 71H192V70H191ZM191 71H189V72H191ZM229 71H230V68H229V70H228V72H227L228 74H229ZM231 71H232V70H231ZM235 71H236V70H235ZM252 71L254 72L255 69L252 68ZM260 71H259V72H260ZM1 72H2V71H1ZM21 72L23 73V71H21ZM44 72H45V71H44ZM53 72H54V71H53ZM63 72H64V71H63ZM70 72H72V71H70ZM93 72H94V71H93ZM93 72H92V73H93ZM96 72H97V71H96ZM174 72H175V70H174ZM199 72H200V71H199ZM250 72H251V71H250ZM256 72H258V71H256ZM259 72H258V73H259ZM4 73H5V72H4ZM4 73H3V74H4ZM6 73H5V74H6ZM9 73H10L12 76L16 77L14 72L11 73V71H10ZM9 73H7V74L10 75ZM19 73H18V74H19ZM48 73H49V71H48L47 73H45L44 75L46 76ZM50 73H51V72H50ZM55 73H57V72H55ZM60 73H58V74H60ZM64 73H65V72H64ZM83 73H82V75H83ZM119 73H120V72H119ZM135 73H138V72L136 71V69H135ZM193 73H194V72H193ZM208 73H209V72H208ZM231 73H232V72H231ZM231 73H230V74H231ZM258 73H257V74H258ZM262 73H263V72H261V74H262ZM58 74H57L56 78L58 77ZM66 74H69V71H68ZM66 74H65V76H66ZM126 74H131V73H126ZM203 74H204V73H202V74L200 73V75H203ZM211 74H212V72H211ZM215 74H216V73H215ZM221 74H222V73H221ZM228 74H226V75L229 77ZM244 74H245V73H244ZM259 74H260V73H259ZM0 75H1L0 77H2V74H0ZM8 75H7V76H8ZM11 75H10V76H11ZM16 75H17V74H16ZM55 75H56V74H55ZM60 75H61V74H60ZM63 75H64V74H63ZM69 75H71V73H70ZM82 75H81V76H82ZM172 75H173V73H172ZM208 75H209V74H208ZM212 75H214V74H212ZM218 75H219V74H218ZM254 75H255V76H258V75H256V73H255ZM262 75H263V74H262ZM12 76L10 77L11 79L13 78ZM18 76H19V75H18ZM50 76H51V74H50L48 77H50ZM67 76H68V75H67ZM124 76H125V75H124ZM129 76H130V75H129ZM197 76H198L197 79L199 80V75H197ZM203 76H204V75H203ZM223 76H224V75H223ZM232 76L234 77V74H232ZM232 76H231V77H232ZM252 76H253V75H252ZM39 77H38V80H39ZM42 77H43V76H42ZM51 77H52V76H51ZM71 77H72V75H71ZM122 77H123V76H122ZM186 77H189V76H186ZM206 77H207V75H205V78H206ZM224 77H225V76H224ZM228 77H226V79H228ZM248 77H249V76H248ZM17 78H18V77H17ZM17 78H13V79H17ZM34 78H35V77H33V79H34ZM62 78H63V80H64V77H63V76H62ZM62 78H60V80H61ZM160 78H161V77H160ZM202 78H203V77H202ZM209 78H210V76H209ZM209 78H208V81H209ZM216 78H217V77H216ZM221 78H222V76H221ZM229 78H230V77H229ZM257 78L260 80V77H257ZM257 78H256V79H257ZM263 78H264V77H263ZM26 79H27V78H26ZM33 79H32V80H33ZM48 79H49V78H48ZM214 79H215V77H214ZM218 79H219V77H218ZM234 79H235V78H234ZM256 79H255V77H254V80H252L251 83L253 84L254 81H255V82L258 81V82H257V84H258V83H259V80L257 79V81H256ZM7 80H9V79H7ZM32 80H31V82H32ZM41 80H42V79H41ZM41 80H40V81H41ZM49 80H50V79H49ZM58 80H59V77H58L55 81H58ZM63 80H62L60 83H63V82H64V83H67V80H66V79H65L64 81H63ZM194 80H195V79H193V81H194ZM198 80H197V81H198ZM202 80H203V79H202ZM222 80H223V79H222ZM222 80L217 81V82H221ZM224 80H225V79H224ZM224 80H223V81H224ZM33 81H34V80H33ZM40 81H39V82H40ZM42 81H43V80H42ZM213 81H214V80H213ZM213 81H212V82H213ZM215 81H216V79H215ZM260 81H261V80H260ZM9 82H10V81H9ZM36 82H37V81H36ZM39 82L36 83V84H37V85H36L37 87H38V83H39ZM53 82H54V81H53ZM194 82H195V81H194ZM11 83H12V81H11ZM14 83H15V81H14ZM45 83H46V82H45ZM57 83H59V82H57ZM57 83L55 82V83H53V84H57ZM64 83H63V84H64ZM192 83H193V82H192ZM204 83H205V81H204ZM226 83H227V82H226ZM226 83H225V87L228 88V87H227V86H228V83H227V86H226ZM229 83H230V82H229ZM247 83H248V82H247ZM249 83H250V82H249ZM6 84H7V85H6ZM6 84L4 83V85L8 86L9 83H6ZM30 84H31V83L29 82V84H28L27 86H30ZM32 84H33V82H32ZM39 84H40V83H39ZM53 84H52L50 87L53 88ZM189 84H190V83H189ZM197 84H198V83H197ZM223 84H224V83H223ZM223 84H222V85H223ZM252 84H251V85H252ZM254 84H256V83H254ZM259 84H263V82H262V83H259ZM4 85H3L2 87L0 86V90H1L0 92L2 93V94H0V98H1V97L5 98L4 96H6V94H8V93L4 92V90H2V89H4V88H3ZM12 85H13V84H12ZM21 85H22V84H21ZM42 85H44V84L42 83ZM204 85H205V84H204ZM214 85H215V83H214ZM33 86H35V85L33 84ZM58 86H59V87H61V86L64 87L62 84H61V85L59 84ZM257 86H259V87L261 86V88H263L264 85H257ZM12 87H13V86H12ZM12 87H11V89H13ZM37 87H36V89H34V90H36V91H32V92H31L32 95L34 94L33 92H37ZM44 87H45V86H44ZM44 87H43V88H44ZM48 87H49V86H48ZM59 87H57V90H58V91L60 90V89H58ZM62 87H61V88H62ZM132 87H133V86H132ZM182 87H183V86H182ZM194 87H195V86H194ZM196 87H199V85L196 86ZM233 87H234V86H233ZM245 87H247V86H245ZM43 88H41V91H42ZM64 88H66V87H64ZM222 88H224V87L222 86ZM25 89H27V88H25ZM38 89H39V88H38ZM54 89H56V87H54ZM178 89H179V88H178ZM183 89H185V88H183ZM197 89H198V88H197ZM199 89H200V88H199ZM199 89H198V90H199ZM206 89H207V88H206ZM218 89H219V88H218ZM247 89H249V88H247ZM252 89H253V88H252ZM257 89H258V88H257ZM263 89H264V88H263ZM46 90H47V89H46ZM46 90H45V92L47 93ZM57 90H56V94L58 93ZM186 90H187V89H186ZM216 90H217V89H216ZM223 90H224V89H222V91H221L222 93H223ZM244 90H245V89H244ZM9 91H10V90H9ZM9 91H8V92H9ZM48 91H50V88L48 89ZM194 91H196V90H194ZM201 91H202V90H200V93H201ZM213 91H214V90H213ZM260 91H261V90H260ZM3 92H4V95H3ZM39 92H40V91H38V93H39ZM45 92H44V93H45ZM173 92H174V91H173ZM241 92H242V91H241ZM5 93H6V94H5ZM9 93L11 94V97H12L13 91H12V93H11V91H10ZM16 93H17V92H16ZM51 93H52V90H51ZM179 93H180V92H179ZM187 93H189V91H188ZM193 93H194V92H193ZM204 93H205V92H204ZM216 93H218V91H217ZM216 93H215V94H216ZM225 93H226V92H225ZM243 93H244V92H242V94H243ZM252 93H253V91L251 92V94H250V93H246V94H248L249 96H247V95L244 93L243 96L245 97V95H246L245 100L249 101V99H247V98H250L251 100H253V98H251V97H252V96H251ZM10 94H8L7 97H8ZM14 94H15V93H14ZM14 94H13V95H14ZM39 94H40V93H39ZM39 94L37 95L38 97H40ZM49 94H50V93H49ZM49 94H47V95H49ZM56 94H55V95H56ZM180 94H181V93H180ZM190 94H191V93H190ZM202 94H203V92H202ZM218 94H219V93H218ZM218 94H216V95H218ZM1 95H2V96H1ZM32 95H31L32 100H34L33 97H34V98H35V97L38 98L37 96H32ZM42 95H43V93H42ZM51 95H52V94H50V96H51ZM53 95H54V94H53ZM222 95H224V93H223ZM222 95H220V96L222 97ZM263 95H264V94H263ZM15 96H17V94H15ZM220 96H219V97H220ZM233 96H234V95H233ZM239 96H240V95H239ZM11 97H10L8 100H10V99L13 100ZM13 97H14V96H13ZM42 97H43V96H42ZM42 97H41V98H42ZM45 97H46V96H45ZM52 97H53V96H52ZM52 97H51V98H52ZM181 97H182V96H181ZM253 97H254V95H253ZM3 98H2V99H3ZM36 98H35V101H36ZM51 98H50V100H51ZM175 98H176V97H175ZM188 98H189V96H188ZM17 99H18V98H17ZM47 99H48V98H47ZM47 99H46V101H47ZM198 99H201V98H198ZM263 99H264V98H263ZM32 100H30V104L33 103ZM37 100H39V98H38ZM50 100H49V102H50ZM216 100H217V99H216ZM245 100H244V102L247 104V102H246ZM15 101H16V100L12 101V103L15 102ZM18 101H20V100L18 99ZM35 101H34V102H35ZM184 101H185V100H184ZM188 101H189V100H188ZM235 101H236V99H235ZM0 102H1V101H0ZM167 102H168V101H167ZM240 102H241V101H240ZM240 102H239V103H240ZM249 102L252 103V102H254V101H249ZM43 103H44V102H43ZM43 103H42V107H43ZM201 103H203V101H201ZM208 103H209V102H208ZM208 103H207V104H208ZM215 103H216V102H215ZM218 103H219V102H218ZM260 103H262V102H260ZM260 103H259V104H260ZM2 104H3V103H2ZM44 104H45V103H44ZM225 104H226V102H225ZM225 104H224V106H225ZM248 104H249V103H248ZM263 104H264V103H263ZM263 104H262V106H263ZM171 105H173V104H171ZM215 105H216V104H215ZM236 105H237V104H236ZM236 105H235V106H236ZM255 105H256V103H255ZM255 105H254V107H255ZM0 106H1V105H0ZM14 106H15V105H14ZM26 106H27V105H26ZM28 106H29V105H28ZM30 106H32V105H30ZM34 106H35V105H34ZM37 106H38V105H37ZM186 106H187V105H186ZM227 106H228V105H227ZM227 106H226V107H227ZM249 106H252V104H249ZM39 107H40V105H39ZM39 107H38V108H39ZM45 107H47V106H45ZM45 107H44V108H45ZM214 107H215V106H214ZM254 107H253V108H254ZM260 107H261V106H260ZM190 108H191V107H190ZM215 108H216V107H215ZM221 108H222V107H221ZM235 108H236V107H235ZM261 108H262V107H261ZM261 108H260V109H261ZM29 109H30V108H29ZM29 109L27 108V109L25 110V112L22 111V114H23V115L20 114V117H19V115H17L18 113L16 114L17 116L14 115L15 117H18V118L21 119V120H18V122H19V124H18L17 121H16L18 118H17V119H16L15 117L13 118V122H14V120H15V122L17 123V124H16V123L14 122L15 126H18V125L23 124V123H21V121L24 119L23 117H25V114L30 115L29 113H31V111H33V110H31L30 112H27V110H29ZM42 109H43V108H42ZM61 109H62V108H61ZM208 109H209V108H208ZM258 109H259V108H258ZM169 110H170V109H169ZM237 110H238V109H237ZM38 111H39V110H38ZM123 111H124V110H123ZM206 111H207V110H206ZM209 111H210V110H209ZM260 111H261V112H260ZM260 111H259V112L262 113V112L264 111L263 108H262ZM16 112H17V111H16ZM26 112H27V113H26ZM36 112H37V111H36ZM36 112H35V114H36V115H37V114L39 115V113H38V112L36 113ZM39 112H40V111H39ZM46 112H47V111H46ZM259 112H258V113H259ZM192 113H193V112H192ZM206 113H207V112H206ZM210 113H211V112H210ZM31 114L34 115V113H31ZM44 114H45V112H44ZM170 114H171V113H170ZM224 114H225V113H224ZM263 114H264V113H263ZM28 115H26L25 119L27 118ZM38 115H37V116H38ZM40 115H41V114H40ZM40 115H39V116H40ZM42 115H43V114H42ZM46 115H48V114L46 113ZM46 115H44V116H46ZM203 115H204V114H203ZM259 115H260V114H259ZM259 115L257 114V116H259ZM186 116H187V115H186ZM191 116H193V115H191ZM226 116H227V115H226ZM226 116H225V117H226ZM261 116H262V118H263V115H261ZM21 117H22V118H21ZM31 117H32V116H31ZM41 117H42V116H41ZM194 117H195V116H194ZM225 117H223V118H225ZM254 117H256V115H254ZM29 118H30V116H29ZM29 118H27V120H29ZM37 118H38V117H37ZM196 118H197V117H196ZM196 118H195L194 120H196ZM256 118H257V117H256ZM259 118H260V116H259ZM259 118H258V119H259ZM34 119H35V118H33V119L31 118V119L29 120V121H30L29 124H31V125L36 124V125H37V122H35V123H34L33 121L31 122V120H34ZM42 119H44V118H42ZM42 119L39 118V121H38V119H35V120H37L38 122H41V123H42ZM208 119H209V118H208ZM210 119H211V118H210ZM235 119H236V118H235ZM251 119H252V117H251ZM258 119H257V120H258ZM263 119H264V118H263ZM263 119H261V120H263ZM27 120H26V123H27ZM45 120H46V119H45ZM61 120H62V119H61ZM174 120H175V118H174ZM257 120H255V121H256V124L260 125V123H258ZM259 120H260V119H259ZM91 121H92V120H91ZM22 122H24V121H22ZM45 122H46V121H44L43 124H44ZM83 122H84V121H83ZM156 122H157V121H156ZM192 122H193V121H192ZM198 122H199V121H198ZM235 122H236V121H235ZM245 122H246V121H245ZM250 122L252 123L253 120L250 121ZM250 122H249V124H250ZM263 122H264V121H263ZM20 123H21V124H20ZM24 123H25V122H24ZM32 123H33V124H32ZM48 123H49V122H48ZM193 123H194V122H193ZM196 123H197V122H196ZM206 123H207V122H206ZM210 123H214V124H215V125H214V124L212 125V126L215 127V129L213 128V133H212V134H211V133H210V134L208 133V137H210V136L213 135V137H212L213 144L215 143L216 146L218 145L219 149H221V151H222V150H224V147L228 146V144H229V143H232V141L234 140V136H235V135H234V134H235V132H234L235 129H234V127H233L234 120H233V122H231V121L228 120V119H224V120H222V121H220V122H217V123H215V122H210ZM254 123H255V122H254ZM29 124H28V125H29ZM46 124H47V123H46ZM46 124H44V125H45V126H44L45 128H46L47 126H49V125L46 126ZM86 124H87V123H86ZM93 124H94V123H93ZM165 124H166V123H165ZM263 124H264V123H263ZM31 125H29V126L32 128V130H31V128H26V129H28V130L30 129L29 132L31 133V135L27 133L28 130H26V132H24L25 134L27 133V134L30 136V138H28L29 136L26 134V136H28V137H27L28 139L24 140V139H25V136H23L24 134L21 135V131H20V132L18 131V130L22 127V126H20L19 128H17L18 130L15 129L18 133H20L19 136H17V135L15 136V135L13 134V135L15 136V137H14L15 140L17 139V137H19L18 139L21 138V141H22V138L24 137L23 140H24L25 142L27 141V142H29V144H31V141H28V140L32 139L31 136H32V133H34V132H31V131H36L35 129L33 130V127H32ZM36 125H33V126L36 127ZM38 125H39V124H38ZM41 125H42V124H41ZM41 125H40V126H41ZM162 125H163V124H162ZM178 125H179V124H178ZM234 125H235V124H234ZM236 125H237V124H236ZM65 126H66V125H65ZM83 126H84V125H83ZM160 126H161V125H160ZM212 126H210V128H211ZM253 126L255 127V125H253ZM256 126H257V125H256ZM24 127H25V126H24ZM35 127H34V128H35ZM42 127H43V125H42ZM80 127H81V126H80ZM165 127H166V126H165ZM192 127H193V126H192ZM206 127H207V125H206ZM254 127H253V128H254ZM210 128H209V126H208V129H210ZM251 128H252V127H251ZM260 128H261L262 130L264 129V128L261 127V126H260ZM40 129H41V128H40ZM83 129H84V128H83ZM149 129H150V128H149ZM177 129H178V128H177ZM208 129H207V130H208ZM211 129H212V128H211ZM211 129H210V130H211ZM256 129H257V127H256ZM258 129H259V128H258ZM258 129H257V130H258ZM24 130H25V128H24ZM46 130H48V129L46 128ZM70 130H71V129H70ZM107 130H109V129H107ZM147 130H148V129H147ZM167 130H168V129H167ZM185 130H186V129H185ZM196 130H199V129H196ZM200 130H202V129H200ZM205 130H206V129H205ZM207 130H206V131H207ZM253 130H254V129H253ZM39 131H41V130H39ZM68 131H69V130H68ZM74 131H75V130H74ZM139 131H141V129H140ZM194 131H195V130H194ZM203 131H204V129H203ZM250 131H252V129H251ZM255 131H256V130H255ZM260 131H261V130H260ZM7 132H8V131H7ZM22 132H23V130H22ZM37 132H38V131H37ZM45 132H48V131H45ZM158 132H159V131H158ZM174 132H175V131H174ZM183 132H184V131H183ZM256 132H257V131H256ZM261 132H262V131H261ZM261 132H260V133L257 132V133H258V134H261ZM15 134H17V133L15 132ZM34 134H35V133H34ZM177 134H178V133H177ZM206 134H207V133H206ZM236 134H237V133H236ZM252 134H253V133H252ZM20 135H21L22 137H21ZM35 135H36V134H35ZM35 135H34L33 137H35ZM37 135H39V134H37ZM41 135H42V134H41ZM68 135H69V134H68ZM68 135H67V136H68ZM159 135H160V134H159ZM179 135H180V134H179ZM194 135H195V132H194ZM253 135H254V134H253ZM253 135H252V136H253ZM184 136H185V135H184ZM203 136H204V135H203ZM250 136H251V135H250ZM254 136L256 137L257 134L254 135ZM258 136H259V135H258ZM38 137H39V136H38ZM41 137H44V136L42 135ZM46 137H47V136H46ZM157 137H158V136H157ZM180 137H182V136H180ZM196 137H198V136H196ZM196 137H195V139H196ZM206 137H207V136H204V137H202V138L205 139ZM262 137H263V135H262ZM5 138H6V137H4V140H5ZM67 138H68V137H67ZM153 138H154V137H153ZM171 138H173V137H171ZM200 138H201V136H200ZM36 139H38L37 136H36ZM45 139H46V138H45ZM76 139H77V138H76ZM99 139H100V138H99ZM157 139H158V138H157ZM192 139H193V138H192ZM207 139H208V138H207ZM259 139H260V138H258V140H259ZM4 140H3V144H1L2 142L0 143V147H1V149H3L5 146L8 147L7 144L4 145ZM143 140H144V139H143ZM205 140H206V139H205ZM230 140H231V141H230ZM247 140H248V139H247ZM253 140H254V139H253ZM256 140H257V138H256ZM261 140H263V139H260V141H261ZM17 141H19V140H17ZM21 141H20V143H21ZM24 141H22L24 145H22V143L20 144V145H21L20 148H22V149L18 148L19 142H17L18 145H16V146H17V149H19V151L22 150L21 152H23L24 148H26L27 145H28V143L26 142V144H25ZM33 141H35V139H34ZM40 141H41V140H40ZM184 141H185V140H184ZM192 141H194V140H192ZM234 141H235V140H234ZM234 141H233V143H234ZM248 141H249V140H248ZM248 141H247V142H248ZM254 141H255V140H254ZM260 141H258V142H260ZM38 142H39V140H38ZM38 142H37V143H38ZM43 142H44V141H43ZM47 142H48V141H47ZM66 142H67V141H66ZM172 142H173V141H172ZM185 142H186V141H185ZM204 142H205V141H204ZM210 142H211V141H210ZM261 142H262V141H261ZM34 143H35V142H34ZM34 143H33V144H34ZM52 143H53V142H52ZM176 143H177V142H176ZM176 143H175V144H176ZM182 143H183V142H182ZM208 143H209V141H208ZM217 143H218V144H217ZM249 143H250V141H249ZM256 143H257V142H255V146L258 147V145H256ZM42 144H43V143H42ZM165 144H166V143H165ZM167 144H168V143H167ZM171 144H172V143L170 142V147L172 146ZM178 144H179V143H178ZM183 144H184V143H183ZM213 144H212V145H213ZM261 144H262V143H261ZM261 144H259V145H261ZM1 145H2V146H1ZM10 145H11V144H10ZM20 145H19V146H20ZM34 145H35V144H34ZM40 145H41V144H40ZM45 145L48 147V145H47L46 143L43 144L42 146L44 147ZM53 145H54V144H53ZM59 145H60V144H59ZM122 145H123V144H122ZM179 145H180V144H179ZM233 145H234V144H233ZM247 145H248V144H247ZM249 145L255 147V146L253 145V143H252V145H251V144H249ZM25 146H26V147H25ZM31 146H33V145L31 144L30 147H31ZM42 146H41V148H42ZM61 146H62V148H61ZM61 146H60V149H62V150L64 151V149H65L64 146H63V145H61ZM67 146H68V145H67ZM74 146H75V145H74ZM175 146H176V145H175ZM175 146H173V147H175ZM2 147H3V148H2ZM7 147L4 148V149L6 150ZM23 147H24V148H23ZM35 147H36V146H33L32 148L34 149ZM65 147H66V145H65ZM125 147H126V145H125ZM162 147H163V146H162ZM234 147H235V145H234ZM234 147H233V149L236 148V147H235V148H234ZM257 147H256V148H257ZM262 147H263V145H262ZM8 148H9V147H8ZM27 148H28V147H27ZM36 148H37V147H36ZM41 148H40V149H41ZM90 148L92 149V147H90ZM130 148H131V147H130ZM136 148H137V147H136ZM156 148H157V147H156ZM177 148H178V147H177ZM177 148H176V149H177ZM182 148H183V146H182ZM231 148H232V147H231ZM231 148H230V149H231ZM240 148H241V146H240ZM250 148H251V147H250ZM259 148H261V147H259ZM10 149H11V148H10ZM37 149H38V148H37ZM60 149H59V150H60ZM66 149H67V147H66ZM123 149H124V148H123ZM126 149H127V148H125V151H127V152L130 153V151H128V150H126ZM179 149H180V147H179ZM190 149H191V148H190ZM242 149H244V148H241V149H239V150H242ZM246 149H248V148H246ZM246 149H244V150H246ZM253 149H254V148H253ZM8 150H9V149H7V151H8ZM44 150H45V151H43V149L40 150L41 153L46 152L47 148L45 147ZM92 150H93V149H92ZM130 150H131V149H130ZM136 150H137V149H136ZM180 150H181V149H180ZM191 150H192V149H191ZM191 150H190V151H191ZM215 150H216V149H215ZM249 150H250V149H249ZM2 151H3V152H1V150H0L1 154L5 153L4 150H2ZM7 151H6V155H5V154L2 155V159H3V157H4V159L6 158L5 162L10 161L9 158H11V152H10V154H9V153H8L9 151H8V152H7ZM14 151H16V149H14ZM25 151H26V150H25ZM32 151H33V150H32ZM35 151H36V150H35ZM35 151H34V152H35ZM73 151H74V149H73ZM75 151H76V150H75ZM90 151H91V150H90ZM93 151L95 152V150H93ZM114 151H115V150H114ZM162 151H163V150H162ZM174 151H175V150H174ZM229 151L231 152V150H229ZM246 151H247V150H246ZM246 151H245V153H246ZM21 152H18V150H17L16 155L14 156V154H15V152H14L13 157L11 158V160H13V161H12L13 163H14L15 161H17V162L20 161V164L17 163V165H18V166H17V167H18V170H19V167L22 169V164L25 163V161H23L22 157H21V156H18V153H19V155L22 154ZM34 152H33V153H34ZM59 152H61V151H59ZM70 152H72V151H70ZM78 152H79V151H77V153H78ZM94 152H93V153H94ZM136 152H137V151H136ZM158 152H160V151H158ZM168 152H169V150H168ZM187 152H188V151H187ZM187 152H186V153H187ZM214 152H216V151H214ZM224 152H226V151H224ZM230 152H229V154L232 153V152H231V153H230ZM247 152H248V151H247ZM23 153H24V152H23ZM27 153H28V152H27ZM35 153H36V152H35ZM37 153H38V151H37ZM67 153H68V152L66 151L65 154H67ZM80 153H81V152H80ZM80 153H79V154H80ZM93 153H92V154H93ZM118 153L120 154V152H118ZM123 153H125V154H124V157H125L127 154H126V152H123ZM129 153H128V154H129ZM156 153H157V152H156ZM169 153H170V152H169ZM176 153H179V152H175L174 155H176ZM181 153H182V152H181ZM197 153H198V152H197ZM239 153H241V152H239ZM29 154H30V157H32V156H31V152H29ZM29 154H27L28 156L26 155V156L28 157V159L30 158V157H29ZM65 154H61V156H59V157H62V155H64V157H66ZM68 154H69V153H68ZM68 154H67V157L70 156V155L68 156ZM79 154H78V155H79ZM82 154H83V153H82ZM84 154H85V153H84ZM115 154H116V153H115ZM121 154H122V151H121ZM130 154H131V153H130ZM130 154H129V156H130ZM224 154H225V153H224ZM248 154H249V153H248ZM248 154H245V155H244V156H245V160H246V157L248 158V156H247ZM250 154H251V153H250ZM8 155H9L10 157H9ZM34 155H35V154H34ZM34 155H33V157L36 156V155H35V156H34ZM41 155H42V154H41ZM78 155H77V156H78ZM160 155H161V154H160ZM5 156H6V157H5ZM23 156L26 157L24 154H23ZM37 156H40V155H37ZM44 156H45V155H44ZM117 156H118V155H117ZM131 156H132V155H131ZM231 156H232V155H230V157H231ZM242 156H243V153H242ZM242 156H241V158L244 157V156H243V157H242ZM0 157H1V156H0ZM7 157H8V159H7ZM14 157H18V158L21 157L22 160H21V159L18 160V158H17L16 160H14V159H13ZM27 157H26V158H27ZM33 157H32V158H33ZM64 157H63V158H64ZM91 157H92V156H91ZM236 157H237V156H236ZM26 158H24V160H25ZM32 158H31V159H32ZM78 158H80V156H78ZM88 158H89V157H88ZM122 158H123V157H122ZM0 159H1V158H0ZM28 159H27V160H28ZM37 159H38V157H37ZM55 159H56V158H55ZM84 159H85V158H84ZM243 159H244V158H243ZM58 160H59V161L61 160V163H62V160H63V159L59 158V159H57V160H53V162H50V163L55 164V162L58 161ZM66 160H67V159H66ZM68 160H69V159H68ZM68 160H67V161H68ZM120 160H121V157H120ZM144 160H145V159H142V161H144ZM147 160H148V159H147ZM0 161H2V160H0ZM3 161H4V160H3ZM21 161H22L23 163H21ZM28 161H30V159H29ZM33 161H36V162H37V160H34V158H33V160H31L30 163H32L35 167L33 166V167H31V168L34 169V168L37 167L36 169H39L38 167H40V165H39L40 163L35 165V162L33 163ZM67 161H65L66 165L69 164V161H68V163H67ZM86 161H87V160H86ZM145 161H146V160H145ZM247 161H248V160H247ZM5 162H3V164H4ZM12 162H11V161L9 162V163H10V166H11ZM43 162H44V161H43ZM84 162H85V161H84ZM84 162H83V163H84ZM126 162H127V161H126ZM217 162H218V161H217ZM217 162H216V163H217ZM229 162H231V160H230ZM235 162H236V161H235ZM7 163H8V162H7ZM15 163H16V162H15ZM15 163H14V164H15ZM26 163H28V162L26 161ZM30 163H29V164H30ZM71 163H72V162H71ZM92 163H93V162H92ZM132 163H133V162H132ZM177 163H178V162H177ZM212 163H213V162H212ZM231 163H232V162H231ZM248 163H249V162H248ZM248 163H247V164H248ZM14 164H12V165L14 166ZM57 164H58V165L55 164V167L58 166V167H57V170H58V168H59V169L62 168V169H61L62 171L65 169V168L63 169L62 165L59 164L58 162H57ZM73 164H75V163L73 162ZM88 164H89V163H88ZM147 164H148V162H147ZM229 164H230V163H229ZM47 165H48V164H47ZM59 165H60V167H59ZM206 165H207V164H206ZM248 165H249V164H248ZM2 166H3V165H2ZM25 166H26V165H24V167H25ZM41 166H43V164H42ZM75 166H77V165H75ZM91 166H92V165H91ZM134 166H135V165H134ZM134 166H133V164H132V167H134ZM141 166H142V165H141ZM147 166H148V165H147ZM214 166H215V165H214ZM11 167H12V166H11ZM44 167H45V166H44ZM44 167H42V169H43ZM79 167H80V166H79ZM207 167H208V166H207ZM244 167H246V162H245ZM244 167H243V169H244ZM2 168H3V167H2ZM253 168H254V167H253ZM21 169H20V170H21ZM36 169H35V171H34V170H33V171L36 172ZM46 169H47V168H46ZM52 169H53V168H52ZM67 169H68V168H66L65 170H67ZM78 169H79V168H78ZM133 169H134V168H133ZM206 169H207V168H206ZM208 169H209V167H208ZM0 170H1V167H0ZM18 170H17V171H18ZM22 170H23V169H22ZM80 170H83V169H81V167H80ZM87 170H89V169H87ZM131 170H132V169H131ZM131 170H130V172H131ZM134 170H135V169H134ZM134 170H133V171H134ZM209 170H210V169H209ZM209 170H208V171H209ZM250 170L253 171L254 169L251 168ZM250 170L248 169V171H250ZM3 171H5V170H3ZM3 171H2V172H3ZM23 171L27 172L28 170H27V171H26V170H23ZM37 171H38V170H37ZM39 171H40V172H43V171H45V169H44V170H39ZM85 171H86V170H85ZM193 171H194V170H193ZM208 171H207V172H208ZM244 171H246V168L244 169ZM251 171H250V173H251V175L253 176V174H255L256 171H255V172H251ZM6 172L8 173L9 170L6 171ZM20 172H22V171H20ZM34 172L31 173V170H30V173H31V174H34ZM57 172H58V171H57ZM59 172H60V170H59ZM64 172H67V171H64ZM124 172H126V171H124ZM199 172H200V171H199ZM204 172H205V171H204ZM4 173H5V172H4ZM10 173H11V172L8 173L9 176H8V175L6 176L7 178H6V177H5V179L2 178V181L4 180V183H5V182L7 183V179H8V178H9L10 180H12V181L14 180V178L12 179V178L10 177V176H12ZM36 173H37V172H36ZM36 173H35V174H36ZM46 173H47V172H46ZM62 173H63V172H62ZM90 173H91V172H90ZM197 173H198V172H197ZM232 173H233V172H232ZM245 173H246V172H245ZM35 174H34V175H35ZM53 174H54V173H53ZM82 174H83V171H82ZM127 174H128V173H127ZM200 174H203V173H200ZM206 174H207V173H206ZM206 174H205V175H206ZM210 174H211V173H210ZM233 174H235V173H233ZM0 175L5 176L4 174H1V173H0ZM45 175H46V174H45ZM83 175H84V174H83ZM125 175H126V173H125ZM251 175H250V176H251ZM52 176H53V175H52ZM56 176H57V175H56ZM89 176H90V175H89ZM91 176H92V175H91ZM229 176H231V175H228V174L226 173V168H223V169H219V170H217L215 178L217 179V181H222V180L226 181V182H227V186H228V185H229V183H228V178H229ZM250 176H249V177H250ZM252 176H251L250 178H252ZM60 177H61V175H60ZM84 177H85V176H84ZM108 177H109V176H108ZM211 177H212V176H211ZM80 178H81V177H80ZM82 178H83V177H82ZM88 178H89V177H88ZM130 178H131V177H130ZM137 178H138V177H137ZM245 178H247V177L245 176ZM50 179H51V178H50ZM85 179H86V178H85ZM191 179H193V178H191ZM210 179H211V178H210ZM229 179H230V178H229ZM247 179H248V178H247ZM0 180H1V176H0ZM5 180H6V181H5ZM75 180H76V179H75ZM90 180H91V179H90ZM193 180H194V179H193ZM199 180H201V182H202L203 179H199ZM199 180H198V181H199ZM230 180H231V179H230ZM248 180H250V179H248ZM2 181H1V182H2ZM48 181H49V180H48ZM63 181H64V180H63ZM65 181H66V180H65ZM81 181H82V180H81ZM115 181H117V179H116ZM194 181H195V180H194ZM203 181H204V180H203ZM206 181H207V179H206ZM214 181H215V180H214ZM239 181H240V180H239ZM239 181H237V182L239 183ZM9 182H10V181H9ZM50 182H51V180H50ZM74 182H75V181H74ZM113 182H114V181H113ZM117 182H120V180L117 181ZM201 182L198 183L197 186H199V185L201 184ZM210 182H211V181H210ZM210 182H207L208 184H207V183H205V184H207V185L209 186V185H210V184H209ZM246 182H247V181H246ZM246 182H245V183H246ZM123 183H124V182H123ZM123 183H122V185H123ZM215 183H216V182H215ZM248 183H249V182H248ZM248 183H247V185H248ZM1 184H3V183H1ZM10 184L12 185V182H11ZM37 184H38V183H37ZM84 184H85V183H84ZM91 184H92V183H91ZM128 184H129V183H128ZM203 184H204V182H203ZM211 184H212V183H211ZM3 185H5V184H3ZM8 185H9V184L7 183V185H5V187L8 186ZM25 185H26V184H25ZM25 185H24V186H25ZM51 185H53V184H51ZM55 185H56V184H55ZM71 185H73V184H71ZM76 185H78V184H76ZM93 185H95V184H93ZM110 185H111V183H110ZM119 185H121V184H119ZM201 185H202V184H201ZM231 185H232V184H231ZM258 185H259V184H258ZM0 186H1V185H0ZM9 186H10V185H9ZM9 186L6 187V189L10 188ZM45 186H46V185H45ZM64 186H65V185H64ZM66 186H67V185H66ZM78 186H79V185H78ZM80 186H81V185H80ZM87 186H88V185H87ZM89 186H90V185H89ZM205 186H206V185H204V188H205ZM218 186H219V185H218ZM248 186H250V185H248ZM1 187H3V186H1ZM12 187H13V186H12ZM12 187H11V188H12ZM51 187H52V186H51ZM76 187H77V186H76ZM81 187H82V186H81ZM83 187H84V186H83ZM90 187H91V186H90ZM90 187H89V188H90ZM108 187H109V186H108ZM108 187H107V189H108ZM200 187H201V186H200ZM206 187H207V186H206ZM214 187H215V186H214ZM236 187H238V186H236ZM242 187H243V186H242ZM242 187H241V188H242ZM3 188H4V187H3ZM3 188H2V189H3ZM28 188H29V187H28ZM66 188H67V187H66ZM86 188H87V187H86ZM118 188H120V186H119ZM211 188H212V187H211ZM216 188H217V186H216ZM250 188H251V186H250ZM2 189H1V190H2ZM18 189H19V188H17V191H18ZM79 189H80V188H79ZM83 189H84V188H83ZM159 189H160V188H159ZM218 189H219V188H218ZM229 189H230V187H229ZM238 189H239V188H238ZM1 190H0V191H1ZM10 190H11V189H10ZM63 190H64V188H63ZM113 190H114V189H113ZM116 190H118V189H116ZM116 190L113 191L115 194H116ZM160 190H161V189H160ZM196 190H197V189H196ZM196 190H195V191H196ZM205 190H206V189H205ZM213 190H214V188H213ZM219 190H220V189H219ZM227 190H228V189H227ZM251 190H252V188H251ZM254 190H255V189H254ZM259 190H260V189H259ZM263 190H264V189H263ZM4 191H5V192H6V191H9V189H8V190H4ZM4 191L2 190L1 193L3 194ZM38 191H39V190H38ZM64 191H65V190H64ZM77 191H78V190H77ZM80 191H81V192H80L79 194L83 193V192H82V189H81ZM89 191H90V189H89ZM107 191H108V190H107ZM157 191H158V190H157ZM222 191H223V190H222ZM222 191H218V192H217L216 194H214L213 196L211 195V194H213V191H212V193L210 194L209 199H210L211 203H209V204H211V205L214 204V205L211 206L212 208H219L220 206L225 205L226 200L224 199L223 196H224V194H227L228 191H225L226 193H225V192H222ZM5 192H4V195H6ZM14 192H16V191H14ZM14 192L12 193V191H11V197L8 198V199H9V200H8V205H9L8 208L5 206V204L0 203V206H1V207H3L2 205H4V209H3L4 214H3V213H0V264H87V263H88V260L91 259V258H93L94 254H95V253L93 252V251H94V245H95V244H94V243H95V242H94V239H95L97 236H99V234H98L97 236L94 237V235H95V234H93V233H94V232H93L94 230H93V231H91V230H89V229H87V230H83V229L81 228V231H78V230H76V228H72L71 226H70V227H71L72 229H71V228L68 229V230H70V231H66L67 229L65 228V232H64V229H63V230H60V229H61V228H60L59 231H63V232H58V233H56V231H57L58 229L55 230V228L53 229V228L51 227V228L53 229V230L51 229V230L53 231V232H52V231H50V230L47 228L48 225H45L44 221L41 220V219H43V218L45 217V215H44L43 218H40L41 216H39V215H41L42 213H41V214H40V213L38 214V212L36 211L37 209H36V210H33V209H35V208L38 207V206H37V203H34V202H33L35 199H33V201L31 202V204H30V203H27V206H28V207L30 206L29 208H27V210L29 209V210H28V214H27V215H25V214L22 215L23 212H22L21 210H18L17 207H18V205H19V207H21V206H20V205H21V202H20V204H19L18 202H19L23 197L20 198V197H21V196H20V197H19L20 200H19V199L17 198V196L15 197V195H14L15 193H14ZM41 192H42V191H41ZM69 192H70V191H69ZM78 192H79V191H78ZM84 192H85V191H84ZM87 192H88V190H87ZM91 192H92V191H91ZM103 192H104V191H103ZM145 192H147V191H145ZM145 192H143V193H145ZM198 192H199V190H198ZM238 192H239V190H238ZM256 192H257V191H255V193H253V196H254V197L256 196V194H258V192H257V193H256ZM1 193H0V195H1ZM70 193H71V192H70ZM70 193H69V194H70ZM199 193H200V192H199ZM214 193H215V192H214ZM228 193H229V192H228ZM16 194H17V193H16ZM19 194H21V193H19ZM23 194H24V193H23ZM93 194H94V193H93ZM93 194H92V195H93ZM109 194H110V197H111V198L115 197V196L112 197V196H111V193H109ZM115 194H114V195H115ZM200 194H201V193H200ZM262 194H263V193H262ZM17 195H18V194H17ZM67 195H68V194H67ZM70 195H71V194H70ZM70 195H69V196H70ZM104 195H105V194H104ZM135 195H137V194H135ZM245 195H246V194H245ZM258 195H259V194H258ZM18 196H19V195H18ZM77 196L79 197V195H77ZM77 196H74V198L77 197ZM82 196H84V193H83ZM82 196H81V198H82ZM192 196H193V195H192ZM197 196H198V195H197ZM238 196H241V198L244 199L245 202H246V201L248 202V201H251V200H253L254 202H256V198H257V197L254 198V197L252 196L251 200H250V199L247 200V198L245 199L242 195L237 194V197H238ZM47 197H48V195H47ZM67 197H68V196H67ZM72 197H73V196H72ZM85 197H86V196H84L83 199H84ZM92 197H93V196H90V198H92ZM135 197H136V196H135ZM247 197H248V196H247ZM56 198H57V197H56ZM81 198H80V200L77 199V198H75V200L77 199L78 201H82ZM103 198H105V196H104ZM131 198H132V197H131ZM131 198H130V199H131ZM214 198H215V199H218L219 202L216 203V200H214ZM238 198H240V197H238ZM241 198H240L239 200H241ZM48 199H49V197H48ZM52 199H53V198H52ZM63 199H64V198H63ZM65 199H66V198H65ZM69 199H70V198H69ZM86 199H87V197H86ZM136 199H137V198H136ZM209 199H208L207 201H209ZM219 199H220V200H219ZM27 200L29 201L30 199H24V200L22 199L21 201H24V202H25V201H27ZM72 200H73V199H72ZM193 200H194V199H193ZM258 200H259V199H258ZM262 200H263V199H262ZM83 201H84V200H83ZM213 201H215V202L213 203ZM230 201H231V200H230ZM242 201H243V200H242ZM242 201H241V203H244V205H246V206L249 205L248 203L245 204V202H242ZM0 202H1V201H0ZM46 202H47V201H46ZM62 202H63V201H62ZM68 202H69V201H68ZM71 202H73V201H71ZM91 202H92V201H91ZM131 202H132V201H131ZM160 202H161V201H160ZM201 202H202V201H201ZM259 202H260V201H259ZM259 202L257 201V203H259ZM77 203H78L77 201H76V203H74L75 206H76ZM161 203H162V202H161ZM241 203H240V204H241ZM25 204H26V203H25ZM41 204H42V203H41ZM41 204L39 203V206L41 207V209H43V208H42L43 206H41ZM55 204H56V203H55ZM131 204H132V203H131ZM134 204H135V203H134ZM252 204H256V203H252ZM259 204H260V203H259ZM261 204H262V203H261ZM263 204H264V202H263ZM263 204H262V205H263ZM70 205H71V203H70ZM79 205L81 206V203L78 204V207H79ZM90 205H91V204H90ZM24 206H25V205H24ZM36 206H37V207H36ZM51 206H52V204H51ZM53 206H54V205H53ZM64 206H65V205H64ZM73 206H74V205H72V207H71V206H70V207L73 209V211H75V212H73V214H74V213L76 214V211H77V210H74ZM84 206H85V205H84ZM106 206H107V204H106ZM109 206H110V205L108 204V207H109ZM253 206H254V205H253ZM258 206H259V205H258ZM1 207H0V209H2ZM5 207H6V211H5ZM32 207H33V208H32ZM60 207H61V206H60ZM108 207H107V208H108ZM173 207H174V206H173ZM200 207H201V206H200ZM206 207H207V206H206ZM248 207H251V206H248ZM261 207L264 208V205L261 206ZM47 208H48V207H47ZM66 208L68 209V206H67ZM71 208H70V211H71ZM81 208H82V206H81ZM88 208H90V207L88 206ZM113 208H114V207H113ZM188 208H189V206H188ZM201 208H202V207H201ZM240 208H241V206H240ZM25 209H26V207H25ZM25 209H24V211H25ZM59 209H60V208H59ZM84 209H85V208H84ZM101 209H103V207H102ZM203 209H204V208H203ZM205 209H206V208H205ZM207 209H208V207H207ZM16 210L19 211V214H20V211H21V212H22V213H21L22 216H21V215H17V213H15ZM27 210H26V211H27ZM61 210H64V209L61 208ZM68 210H69V209H68ZM105 210H106V209H105ZM112 210H113V209H112ZM112 210H111V211H112ZM119 210H120V209H119ZM189 210H190V209H189ZM216 210H217V209H216ZM247 210H248V208H247ZM249 210H250V213H251V212H252V209H249ZM260 210H261V212H262V209H260ZM26 211H25L24 213H26ZM30 211H31V212H30ZM32 211H34V212L36 211L35 213H37V214L35 215L34 212H32ZM40 211H41V210H40ZM47 211H48V209H47ZM47 211H46V212H47ZM49 211H51V210L49 209ZM106 211H108V210H106ZM242 211H243V210H242ZM245 211H246V210H245ZM256 211H257V210L254 208V210H253V212L251 213V215L249 214L251 217H252V214H253V217H256V218H253V217H252L253 219H252V218L249 219V221H250L249 223L252 222V223L250 224L251 226L255 223L256 220H258V221H260V222H261V220H262V222L264 221V217H263V219L260 218V217H262L263 215L260 216V217H259V216H256L257 213L259 214V212H256ZM5 212H6V213H5ZM66 212H67V210H66ZM68 212H69V211H68ZM108 212H109V211H108ZM187 212H188V211H187ZM194 212H195V211H194ZM255 212H256V213H255ZM30 213H31V214H30ZM49 213H50V212H49ZM60 213H61V211H60ZM243 213H244V212H243ZM52 214H54V213H52ZM73 214H72V216H73ZM101 214H102V213H101ZM177 214H178V213H177ZM184 214H185V213H184ZM188 214H189V212H188ZM190 214H191V213H190ZM194 214H195V213H194ZM238 214H239V213H238ZM254 214H255V216H254ZM263 214H264V212H263ZM32 215H35V218H37V219H34V217H33ZM61 215H62V217H63V214H61ZM64 215L66 216V214H64ZM68 215L71 216V212H70V214H68ZM68 215H67V216H68ZM76 215H77V214H76ZM105 215H106V213L104 214V216H105ZM247 215H248V214H247ZM36 216H38L40 219H39L38 217H36ZM49 216H50V215H49ZM100 216H101V215H100ZM104 216H103V217H104ZM120 216H121V215H120ZM185 216H187V215H185ZM188 216H193V215L191 214V215H188ZM221 216L223 217L224 215L221 214ZM237 216H238V215H237ZM111 217H112V215H111ZM121 217H122V216H121ZM170 217H171V216H170ZM257 217H258V219H257ZM48 218H49V217H48ZM64 218H68V217H64ZM70 218H71V217H70ZM101 218H102V217H101ZM178 218H179V217H178ZM230 218H232V217H230ZM238 218H239V217H238ZM246 218H247V217H246ZM62 219H63V218H62ZM68 219H69V218H68ZM68 219H66V220H68ZM138 219H139V218H138ZM166 219H167V218H166ZM189 219H191V217H190ZM189 219H188V220H189ZM192 219H195V218H192ZM192 219L189 220V221H192L191 223L195 225V224H196V221H195V220H192ZM223 219H224V218H223ZM228 219H229V218H228ZM228 219H227V220H228ZM234 219H237V218H234ZM234 219H233V220H234ZM255 219H256V220H255ZM260 219H261V220H260ZM44 220H45V219H44ZM111 220H112V219H111ZM174 220H176L175 223L178 224L179 226H177V225H174L173 227H172V226H165V229H166V231H165V233H166V234H165V237L169 239V240L166 241V246L169 247V248L174 247L175 249H178V246H179L178 243H180L179 240H178V239H179L178 236H180V233L177 232V229L180 227V228H179V230H180V229H181V226H182V228H183V226L187 227L189 221H186V217H185V218L180 217L179 219H176V218H175ZM177 220H179V223L177 222ZM199 220H200V219H199ZM204 220H205V219H204ZM207 220H208V219H206L204 222H206ZM224 220H225V219H224ZM227 220H225V221H227ZM253 220H254V221H253ZM68 221H69V220H68ZM94 221H95V220H94ZM165 221H166V220H165ZM185 221H186V222H185ZM225 221H223V222H225ZM236 221H237V220H236ZM246 221H247V220H246ZM65 222H66V221H65ZM95 222H96V221H95ZM97 222H98V221H97ZM111 222H112V221H111ZM111 222H110V223H111ZM166 222H167V221H166ZM187 222H188V223H187ZM208 222H209V221H207L206 223H208ZM227 222H229V221H227ZM234 222H235V220H234ZM234 222H233V223H234ZM62 223H64L63 220H62ZM62 223H61V224H62ZM134 223H135V221H134ZM191 223H190V224H191ZM233 223H231L232 226L234 225ZM257 223H259V222H256V224H257ZM65 224H67V225H65ZM65 224H64L65 227H69V226H68V225H69L68 222L65 223ZM137 224H138V223H137ZM163 224H165V223H162V225H163ZM173 224H174V223H173ZM192 224H191V225H192ZM220 224H222V221H221ZM246 224H247V222H246ZM49 225H50V224H49ZM126 225H127V224H126ZM129 225H130V224H129ZM159 225H160V224H159ZM198 225H199V224H198ZM227 225H228V224H227ZM227 225H226V226H227ZM250 225H249V226H250ZM50 226H51V225H50ZM57 226H58V225H57ZM62 226H63V225H62ZM100 226H101V225H100ZM226 226H225V227H226ZM247 226H248V225H247ZM89 227H90V226H89ZM98 227H99V226H98ZM177 227H178V228H177ZM197 227H198V226H197ZM197 227H196V228H197ZM204 227H205V226H204ZM228 227H229L228 230L232 228L230 225H228ZM257 227H258V226H257ZM126 228H127V227H126ZM159 228H161V227L159 226ZM192 228H194V226L191 227V229H192ZM196 228H195V230H196ZM205 228H206V227H205ZM245 228H246V226H245ZM252 228H253V226H252ZM255 228H256V227H254L253 229H255ZM77 229H79V228H77ZM99 229H100V227H99ZM175 229H176V230H175ZM207 229H208V228H207ZM209 229H210V228H209ZM219 229H220V228H219ZM224 229H225V228H224ZM100 230H101V229H100ZM102 230H103V229H102ZM181 230H185V229L183 228V229H181ZM181 230H180V232H181ZM238 230H239V229H238ZM242 230H243V229H242ZM250 230H251V229H250ZM258 230H259V229H258ZM54 231H55V232H54ZM193 231H194V230H193ZM200 231H201V230H200ZM217 231H218V230H217ZM243 231H244V230H243ZM252 231H253V230H252ZM259 231H260V230H259ZM150 232H151V231H150ZM189 232H191V231H189ZM196 232H197V230L195 231V233H196ZM208 232H209V231H208ZM218 232H219V231H218ZM218 232H217V233H214L213 235L211 234L212 232L210 233V234H211V238H213V237L215 238V236H216L215 234H217V237H216L217 239L215 238V239H216L215 241L219 240V239H218V235H219ZM230 232H231V230H230ZM237 232H238V233H236V235H238L239 232H241V230H240V231H237ZM137 233H138V232H137ZM147 233H149V232H147ZM195 233H194V234H195ZM200 233H201V232H200ZM228 233H229V232H228ZM231 233H233V231H232ZM234 233H235V232H234ZM255 233L258 234L257 230L255 231ZM263 233H264V232H263ZM157 234H158V233H157ZM196 234H197V233H196ZM201 234H204V233L202 232ZM252 234H253V233H252ZM260 234H262V232H261ZM145 235H146V234H145ZM182 235H183V234H182ZM214 235H215V236H214ZM231 235H232V234H231ZM233 235H234V234H233ZM233 235H232V236H233ZM236 235H235L234 237H236ZM254 235H255V237H254V239H252V240H258V239L256 238V234H254ZM254 235H253V236H254ZM262 235H263V234H262ZM102 236H103V235H100V237H102ZM203 236H204V235H203ZM203 236H202V237H203ZM205 236H206V234H205ZM212 236H213V237H212ZM223 236L225 237V234H224ZM226 236H228V234H227V230H226ZM229 236H230V234H229ZM229 236H228V237H229ZM253 236H252V237H253ZM258 236H260V235H258ZM185 237H186V236H185ZM230 237H231V236H230ZM246 237H247V236H246ZM205 238H206V237H205ZM221 238H222V237H221ZM236 238H237V237H236ZM248 238H249V237H248ZM250 238H251V237H250ZM255 238H256V239H255ZM98 239H99V238H98ZM101 239H102V238H101ZM200 239H201V238H200ZM200 239H199V240H200ZM209 239H210V237H209ZM226 239H227V238H226ZM231 239H232V238H231ZM259 239H260V238H259ZM261 239H262V238H261ZM205 240H207V239H205ZM222 240H223V239H222ZM96 241H97V239H96ZM102 241H103V240H102ZM181 241H182V240H181ZM185 241H186V240H185ZM185 241H184V242H185ZM192 241H193V240H192ZM212 241H214V240H212ZM215 241H214V242H215ZM245 241H246V240H245ZM245 241H244V242H245ZM197 242H199V241L197 240ZM200 242H201V241H200ZM200 242H199V243H200ZM206 242H207V241H206ZM253 242L256 243L257 241H253ZM253 242H250V243L253 244ZM185 243H188V241H186ZM192 243H193V242H192ZM204 243H205V242H204ZM207 243H209V242H207ZM236 243H237V241H236ZM245 243H246V242H245ZM250 243H249V244H250ZM257 243H258V242H257ZM260 243H261V242H260ZM105 244H106V243H105ZM115 244H116V243H115ZM119 244H120V243H119ZM202 244H203V242H202ZM209 244H210V243H209ZM209 244H208V245H209ZM217 244L220 245L221 243H220V242H217ZM242 244H243V243H242ZM249 244H247V246H248ZM99 245H100V244H99ZM103 245H104V243H103ZM181 245H182V244H181ZM193 245H194V243H193ZM196 245H197V244H196ZM199 245H200V244H199ZM210 245H213V243H211ZM214 245H215V244H214ZM221 245L224 246L223 243H222ZM221 245H220V246H221ZM243 245H246V244H243ZM259 245H260V244H259ZM104 246L106 247L107 244L104 245ZM153 246H154V245H153ZM186 246H187V244H186ZM189 246H190V245H189ZM197 246H198V245H197ZM200 246H201V245H200ZM220 246H216V247H220ZM235 246H236V245H235ZM237 246H239V242H238V245H237ZM240 246H241V245H240ZM240 246H239V247H240ZM257 246H258V244H257ZM100 247H101V246H100ZM102 247H103V246H102ZM184 247H185V244H184ZM192 247H193V246H192ZM210 247H211V246H210ZM210 247L208 248V246H206V247L203 246L202 249H203V251H205L204 248H207V249H209V250H212V249H210ZM216 247H215V248H216ZM225 247H226V246H225ZM98 248H99V247H97V250H98ZM185 248H186V247H185ZM193 248H194V247H193ZM99 249H100V248H99ZM186 249H188V248H186ZM197 249L200 251L199 247H198ZM207 249H206V252H207V254H208ZM217 249H218V248H216V250H217ZM219 249H220L221 251L223 250V249H221V248H219ZM246 249H247V248H246ZM262 249H263V248H262ZM102 250H103V249H102ZM106 250L108 251L109 248H108V249H105L104 253L102 252L103 255L106 254V253H105ZM155 250H156V249H155ZM193 250H194V249H193ZM216 250H215V251H216ZM220 250H219V251H220ZM234 250H236V249H234ZM238 250H239V249H238ZM247 250H248V249H247ZM110 251H112V250H110ZM195 251H196V250H195ZM195 251L193 252L194 254H195ZM203 251H202V252L200 251V252L203 253ZM261 251H262V250H261ZM92 252L94 253L93 256H92ZM132 252H133V251H132ZM206 252H205V254H206ZM217 252H218V251H217ZM217 252H216V253H217ZM222 252H224V251H222ZM222 252H221V253H222ZM238 252H239V251H238ZM238 252H237V253H238ZM100 253H101V252H100ZM141 253H142V251H141ZM188 253H189V252H188ZM213 253L215 254V252H213ZM233 253H235V252H233ZM262 253H263V252H260L259 254L262 255ZM90 254H91V255H90ZM111 254H112V253H111ZM205 254H204V255H205ZM210 254H211V253H210ZM214 254H213V255H214ZM219 254H220V252H219ZM223 254H224V253H223ZM235 254H236V253H235ZM235 254H234V255H235ZM89 255H90V256H89ZM96 255H97V254H96ZM96 255H95V256H96ZM99 255H100V254H99ZM132 255H133V254H132ZM181 255H182V254H181ZM200 255H201V254H200ZM202 255H203V254H202ZM256 255H258V253H257ZM88 256H89V258H88ZM91 256H92V257H91ZM101 256H102V255H101ZM112 256H113V255H112ZM112 256H109V257L112 258ZM208 256H209V254H208ZM211 256H212V254H211ZM211 256H210V257H211ZM214 256H217V254L214 255ZM219 256L221 257V255H219ZM236 256H237V255H236ZM242 256H243V255H242ZM250 256H251V255H250ZM258 256H259V255H258ZM258 256H257V259H258ZM109 257H107V258H109ZM159 257H160V255H159ZM193 257H194V256H193ZM203 257H204V256H203ZM206 257H207V256H206ZM206 257H205V258H206ZM217 257H218V256H217ZM222 257H223V256H222ZM239 257L241 258V256H239ZM245 257H246V256H245ZM253 257H255V256L253 255L251 258H252V259H255V258H256V257H255V258H253ZM261 257L264 259L263 256H261ZM97 258H99V257L97 256ZM143 258H144V257H143ZM196 258H197V257H196ZM215 258H216V257H215ZM224 258H225V257H224ZM224 258H223L222 260H224ZM236 258H237L236 261H238V263H239L240 260L243 259V258L240 259V258H238V257H236ZM95 259H96V258H95ZM180 259H181V260H180L181 264H186L185 261H184L182 258H180ZM200 259H202V258H200ZM200 259H199V260H200ZM217 259H218V258H217ZM244 259H245V258H244ZM98 260H99V259H98ZM98 260H97V263L99 264ZM118 260H119V259H118ZM142 260H143V259H142ZM193 260H194V259H193ZM195 260H196V259H195ZM197 260H198V258H197ZM205 260H206V259H205ZM247 260H250V258L247 259ZM259 260H260V258H259ZM89 261H90V260H89ZM93 261H94L93 264H96V263H95V260H93ZM112 261H114V260H112ZM112 261H111V262H108V263H112ZM157 261H159V259H158ZM224 261H225V260H224ZM224 261H223L222 263H224ZM245 261H246V260H245ZM262 261H263V260H262ZM262 261H260V262H262ZM121 262H122V261H121ZM220 262H221V261H220ZM105 263H106V262H105ZM117 263H118V262H117ZM154 263H155V262H154ZM238 263H236V264H238ZM248 263H249V261L246 262V264H248ZM258 263H259V262H258ZM91 264H92V263H91ZM106 264H107V263H106ZM126 264H127V263H126ZM147 264H148V263H147ZM156 264H157V263H156ZM162 264H163V263H162ZM165 264H168V263H167V260H166ZM195 264H196V263H195ZM201 264H203V263L201 262ZM239 264H241V262H240ZM249 264H250V263H249ZM260 264H262V263H260Z\"/></svg>","mask_w":264,"mask_h":264}]
</instances>
